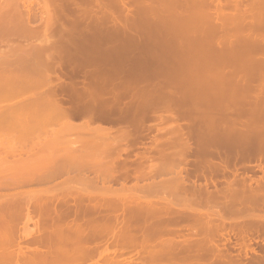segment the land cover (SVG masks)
Instances as JSON below:
<instances>
[{
    "label": "rangeland",
    "instance_id": "1",
    "mask_svg": "<svg viewBox=\"0 0 264 264\" xmlns=\"http://www.w3.org/2000/svg\"><path fill=\"white\" fill-rule=\"evenodd\" d=\"M75 1H78V0H75ZM81 1V0H80ZM80 1H78V3H82V2H80ZM88 1H90V0H88ZM98 1H99V3H98ZM102 0H95V2H94V0H92V2L90 1V3L88 2L87 3V1H86V3H82L84 6H85V4L86 5H88L89 4V6H90V4L92 3V5L91 6H93L94 4H95V6H93L95 9H98L99 10V8H100V6L98 5L97 6V4H100V2H101ZM103 1H106L105 3L106 4H104L103 2V5L106 7V8H108L107 9V11H106V8H100V11L101 12H103L104 11V17L101 15V14H103V13H99L98 12V10H97V12H96V10L93 8V7H89V6H87V7H89V9L92 11L93 9L95 10H93L94 11V13H96L97 15L99 14V16H97L96 17V14H94L93 15V12L91 13L92 15H88V16H83V20L82 21H80V19H82L81 17H80V19L79 20H77L76 22H74V24H73V22L71 23V22H69V21H67V20H65V21H61V22H67V23H59V26H61V27H64V28H62V29H64V31L62 30L61 32H56L55 34H54V32H52V34H50V36H49V38H48V41L50 40L51 42L50 43H55V45H57V47H59V52H62V54H64L63 56L65 57H63V56H60V55H58V56H60L59 58H58V61L60 62V61H63L66 65H64V63H63V67H64V69H65V67H67L68 68V70L66 69V71H68L69 72V70L70 69H72L73 68V66L75 65V67H78V68H80V66H81V68H82V72H83V74H86L85 72L87 71V69H91V68H93L92 66L94 65L95 67H107V66H114V65H117L118 66V68H120V66L122 65V69H120V70H118V72H120L121 71V73L120 74H122V73H124L125 74V71L126 70H128L129 68H127L126 69V66L128 67V66H130L131 64H132V66H130V67H132V69H134V70H132L131 71V69L129 70L130 72H128L127 71V73L126 74H128V75H124V74H122L123 76H128V77H130V78H134V79H136L137 81H139V82H136L137 83V86L140 84V83H145V84H153V82H154V84L155 83H164V84H166V85H168V83L170 84L169 85V88H167L168 90H170V88H171V91H172V89H173V87L175 88V89H177V88H179V87H182V89L184 88L185 89V91L184 90H182L181 88H179V90L177 89L175 92L177 93V91H178V97L179 98H176L175 97V99H180V100H182V101H180V100H178V101H180V102H182L181 104H180V102L179 103H177L176 104V106H177V108L179 107V105H180V107L182 108V107H184V108H182V110L184 109V110H187V109H185L188 105L187 104H191V103H193L192 101H194V100H196V99H198V102L196 103V104H191V106L189 105L188 107L190 108V107H192L194 110L192 111V108H190L191 109V111L189 110V108H188V110L186 111L187 113H193V115H194V113L196 114L195 116H202L203 115V112L204 111H209V112H207V113H205V114H208V113H210V110H208V109H211L213 106H212V104H214V103H216V100H218L219 98H221L222 100L224 99H226V98H228V97H264V81H258V80H255V81H257V82H253V81H251L252 79H251V72L253 71L252 69V67H248L247 66V64L249 63V62H247V64H246V67H248V69L249 68H252L251 69V72H249V70L247 71L248 73H250V75L247 73V72H244L245 71V68H244V71L242 72V69H241V71H239V73L237 72V74H241V75H239V77L243 80V82H242V80L241 79H238L237 77H235V78H237V81H236V83L235 82H232L233 80H231L230 81V79L228 78V77H226V75H227V73L229 72H231L233 69H235L236 68V66H237V63L234 65L233 63H234V61H238L239 59H242L243 60V58L244 57H246L245 56V53H246V55H249L248 53V49L250 48V46L248 45L247 46V48H246V50H245V46L249 43V44H252V42H248L247 43V39L249 38H247L246 40H244V42H243V40H241V36H242V34L243 33H241L240 34V37H239V35L237 34V30H236V27L238 28V29H240V26H238L237 24H232L231 22V24H226V25H231L232 27H233V25H237L236 27L234 26L233 28H234V34L235 35H237V36H235V35H233V34H229V33H227L228 35H230V36H233L234 38H228V35H226L227 36V38H228V40H233V41H231V42H233L234 44L236 43V42H238V48H240V49H237V48H235V49H237V50H235L234 49V55H236L237 57L239 56V58H237L236 56V58L235 59H233L232 58V60L231 59H227L228 57H230V56H228L227 55V53H224L225 55V57L224 56H220V51L222 52V54H223V51H227L228 53H229V55L231 54V53H233L232 51H230V50H228V49H231L232 48V46H233V44L231 43V42H229V41H227V43L229 42V43H231L230 44V46L229 47H231V48H229V47H227L226 46V49H225V47L222 49L221 47V49H218V46H219V44L221 45V43H219L218 44V42L220 41V40H218V42L215 40V42H217V44H218V46H214V47H216L215 49H212L213 48V46H211L212 44H213V40H214V38H212V41L211 40H209V41H205V36L203 35V33L204 32H202V34L201 33H199L200 32V28H197V29H194V28H196L195 26V23L197 24V22H199V21H197L196 20V22L194 23V25H192L191 26V24H189L188 22H186L185 20L189 17L188 16V14H190V16L191 15H193L194 13H195V11L197 10V9H199L198 7H200V6H202L201 8H206V6L207 5H205L204 7H203V4L201 3L202 2V0H196L197 1V3L199 4L200 3V5H198V7H197V3H196V5H195V8H196V10L194 9V7L192 6L193 5V2L192 1H194V0H192L190 3H188L189 2V0H187V4H184L186 1L185 0H183V1H181L182 3L180 4L179 2V0H169V1H167V0H165V1H163V0H148V1H146V2H148V3H146L145 5H147L149 8H147V6H145L144 7V3H145V1H143V0H123V3H122V1L121 0H103ZM119 1H121V3L123 4H121ZM173 1V2H172ZM185 1V2H184ZM195 1V2H196ZM203 1H205V0H203ZM251 1V0H244L243 2H247V3H249V2ZM253 1V0H252ZM251 1V2H252ZM26 3L28 2L27 0L25 1ZM36 2V0H30L29 1V3L31 4V6L32 5H34L35 6V4H33V3H35ZM59 2H61V0L59 1V0H57V3H59ZM63 2H66L65 0L63 1ZM84 2H85V0H84ZM97 2V3H96ZM115 3V5H114V3ZM144 2V3H143ZM149 2H151L150 4H151V6L149 5ZM171 2H172V4H171ZM207 2H208V0H207ZM250 2V3H251ZM173 3H177V6L179 5V7H176V4H174L175 5V7H174V5H173ZM204 3V2H203ZM206 3V2H205ZM244 3V4H245ZM246 3V4H247ZM61 4V3H60ZM65 4V3H64ZM121 4V5H120ZM163 4V5H162ZM210 4H211V2H210ZM210 4H208L209 5V7H211L210 6ZM67 5V4H66ZM169 5V6H168ZM171 5V6H170ZM172 5H173V7H172ZM183 5V6H182ZM187 5H189V6H187ZM243 6V5H242ZM62 7H64V6H62ZM86 7V6H85ZM97 7V8H96ZM101 7H103L102 6V4H101ZM185 7H187V8H185ZM193 7V8H192ZM172 8V9H171ZM175 8L177 9V10H175ZM190 8V9H189ZM57 9H58V7H57ZM62 8L60 7V11H62L61 10ZM63 9H65V8H63ZM104 9V10H103ZM186 9H188L187 11H186ZM194 9V10H193ZM206 9H209L208 7L206 8ZM111 12H110V11ZM175 10V11H174ZM179 10H182V11H180V13H179ZM190 10H193L194 12H192V11H190ZM200 10V9H199ZM199 10H197V11H199ZM202 10V9H201ZM200 10V11H201ZM205 10V9H204ZM59 10H56V12H58ZM106 11V12H105ZM186 11V12H185ZM199 11V12H200ZM207 11V10H206ZM39 12V8H37V13ZM64 12V11H63ZM66 13H67V9H66V11H65ZM109 12V13H108ZM125 12V13H124ZM182 12H184V13H182ZM202 12V11H201ZM205 12V11H204ZM208 12V11H207ZM59 13V12H58ZM61 13V12H60ZM74 13V12H73ZM72 12L70 13V15L69 16H73V15H71V14H73ZM107 13V14H106ZM193 13V14H192ZM196 13H198V12H196ZM203 13V12H202ZM76 14V13H75ZM74 14V15H75ZM127 14V15H126ZM177 14V15H176ZM180 14V15H179ZM182 14V15H181ZM187 14V15H186ZM204 14H206V13H204ZM106 15L109 17V21H108V17L106 18ZM184 15V16H183ZM32 16V20H34L35 18L34 17H36L34 14H32L31 15ZM34 16V17H33ZM75 16H77V15H75ZM91 16V17H90ZM101 16H102V21L100 20V21H98V23H96L97 21H95V18H94V20L93 21H91V22H87V21H90L91 20V18L93 19V17H96L97 19H101ZM176 16V17H175ZM180 16H181V19L182 18H184V19H182V21L184 20V22H182V24L183 23H188V25L187 24H183V26L182 25H180L181 24V19H180ZM183 16V17H182ZM187 18H186V17ZM87 17H89V20H86V18ZM64 18V17H63ZM113 18V19H112ZM177 18H179V19H177ZM66 19V18H65ZM96 19V20H97ZM104 19H106L107 21H105ZM35 20H37V21H39V19L38 18H36ZM110 20H112L111 22H110ZM177 20L178 21H180V23L179 22H177ZM37 21H33L34 23H36ZM115 21H116V23L117 24H115ZM264 21V20H263ZM263 21L260 23V24H262L263 23ZM85 22V23H84ZM95 22V23H94ZM247 22V21H246ZM38 23V22H37ZM68 23H69V25H68ZM71 23V24H70ZM191 23V22H190ZM41 22H40V24L38 23V26H41ZM74 26H73V25ZM77 24V26H75ZM193 24V23H192ZM202 24V23H201ZM200 24V25H201ZM258 23H256L255 25H253V26H251L250 28H252V29H255V28H258V29H260L259 28V25H257ZM263 25H264V23H263ZM73 26V27H72ZM197 26H199L198 24H197ZM203 26H204V24H203ZM227 26V27H228ZM230 26V27H231ZM255 26H257V27H255ZM230 27H228L229 29H231ZM261 27H262V25H261ZM264 27V26H263ZM203 28V31H204V29H205V33H206V31H207V27L206 28H204V27H202ZM227 28V29H228ZM232 28V29H233ZM226 29V30H227ZM231 29V30H232ZM262 29V28H261ZM196 30H199V31H197L196 32ZM231 30H230V33H231ZM241 30V29H240ZM263 30V29H262ZM177 31H178V34H177ZM195 31V32H194ZM229 31V30H228ZM64 32V33H63ZM176 32V33H175ZM233 32V31H232ZM243 32V31H242ZM57 33H59V34H57ZM62 33V34H61ZM180 33H182V35L180 34ZM196 33V34H195ZM238 33H239V30H238ZM170 34V35H169ZM179 34L181 35V36H179ZM207 34V33H206ZM168 35V36H167ZM191 35V36H190ZM195 35V36H194ZM208 35V34H207ZM249 34H247L246 36H248ZM171 36H173L172 37V39H171ZM182 36H184V37H182ZM198 38H197V37ZM245 36V37H246ZM18 37V34L16 35L14 32L13 33H8L7 34V36L5 35V36H0V50L1 51H6L7 53H8V51L10 50V46H11V44H15V42H18L19 41V37ZM181 37V38H180ZM188 37V38H187ZM194 37L196 38V42L197 43H199L200 45L202 44V42L200 41L201 39H202V41H204V43L203 44H205V45H207V46H205V45H203L204 46V48H201V47H203L202 45L200 46L199 45V47H198V45H196L197 43H195V39H194ZM245 37L243 38V39H245ZM175 38H178V39H180V42H178V39H176L175 40ZM190 38H192L193 40H189ZM199 38H200V40H199ZM205 38V39H204ZM237 38V39H236ZM251 38V37H250ZM208 39V38H207ZM224 40H225V38H223ZM222 39V40H223ZM240 39V40H239ZM34 40V38L32 39V42H34L35 43V41H37L36 39H35V41H33ZM227 40V39H226ZM225 40V41H226ZM234 40H236V42L234 41ZM178 42V44H177V42ZM194 42V44H192V42ZM198 41H200V42H198ZM246 41V42H245ZM250 41H252L251 39H250ZM176 42V43H175ZM191 42V43H190ZM209 42H210V44L211 45H209ZM179 43H180V45H179ZM226 43V42H225ZM229 43H228V45H229ZM245 43H246V45H245ZM174 44H176L177 46H175ZM190 44H191V46H190ZM222 44H223V42H222ZM178 45H179V47H181L180 49H179V47H178ZM192 45L194 46V47H192ZM209 45V46H208ZM214 45H215V43H214ZM225 45H227V44H225ZM224 45V46H225ZM245 45V46H244ZM254 45V43L252 44V46ZM255 45H256V43H255ZM222 46V45H221ZM236 46H234V47H236ZM12 47H13V45H12ZM11 47V48H12ZM174 47H175V49H174ZM196 47V48H195ZM257 49H255V50H258L259 48H258V46H255ZM255 47H251V49H254ZM16 48V47H15ZM142 48V49H141ZM210 48H211V52H210ZM140 49H141V51H140ZM13 50H14V47H13ZM12 49H11V52L10 53H8L9 54V57L10 56H14V54L13 53H15V52H17V51H19V49H17V51H13ZM62 50V51H61ZM233 50V49H232ZM246 51L245 53H244V56H243V51ZM248 50V51H247ZM254 50V51H255ZM68 51V52H67ZM218 52V54L217 53H214V52ZM235 51H236V53H235ZM251 51V50H250ZM253 51V50H252ZM252 51L250 52L252 55H253V53H252ZM259 51L261 52V54L263 53V55L262 56H264V48H263V50H260L259 49ZM13 52V53H12ZM213 52V53H212ZM260 52H259V54H260ZM11 53L13 54V55H11ZM68 53V54H67ZM87 53L89 54V55H87ZM137 53V54H136ZM140 53V54H139ZM210 53H211V55H210ZM70 54V55H69ZM84 54H86V55H84ZM125 54V55H124ZM135 54L137 55V56H135ZM141 54H142V56H144V59H143V57L141 56ZM212 54L213 55H215V54H217V56L214 58V56L213 57H211L212 56ZM260 54V55H261ZM67 55H68V58H69V62H68V58H67ZM73 55V56H72ZM120 55V56H119ZM128 55V56H127ZM129 55H130V57H129ZM132 55V56H131ZM134 55V56H133ZM219 55V56H218ZM228 57H227V56ZM233 55V54H232ZM243 57H242V56ZM252 55H250V56H252ZM92 56H94L93 58H92ZM126 56L128 57V59L126 58ZM139 56V57H138ZM141 56V57H140ZM250 56H247L248 58L250 57ZM256 56H257V53H256ZM12 57H10L11 59H12ZM83 57V58H82ZM89 57H90V59H89ZM123 57H124V59L125 60H123ZM134 57V58H133ZM135 57H136V59H135ZM217 57H219L218 59H217ZM222 57H224V58H226V59H224V58H222ZM232 57H234V56H232ZM241 57V58H240ZM26 58V57H25ZM62 58V59H61ZM80 58V59H79ZM83 60H82V59ZM87 58V59H86ZM119 58V59H118ZM121 58V59H120ZM231 58V57H230ZM253 58V57H252ZM11 59H9V61H12V62H6V63H8L10 66H14L15 65V63L16 64H18L17 66H20L22 63H24L23 65H27L26 67H35L34 65L38 62L39 63V60L37 59V58H33V57H31V59H30V57H29V59L31 60H24V62H22L21 64L20 63H18V62H21V61H23V59L20 61V60H18L17 58H15V60H16V62L14 61V58L11 60ZM34 59L37 61V62H35L34 61ZM60 59V60H59ZM66 61H65V60ZM84 59H86L85 60V62L88 60V62H84ZM96 59H97V61H96ZM104 59V60H103ZM118 59V60H117ZM140 59L142 60L141 62H140ZM215 59V60H214ZM219 59H223L225 62H227V60H230V62L228 61V63H230V65L232 64L233 65V67H232V65L230 66H228L227 65V63H225L224 65H223V67L221 66V64H220V68L222 67V69H220L219 68V63H223V61L222 60H219ZM238 59V60H237ZM79 60H80V62H79ZM95 60V61H94ZM100 62H102V63H99V61ZM106 60V61H105ZM122 62H121V61ZM133 62H132V61ZM136 60H137V63H135L136 62ZM153 60V61H152ZM247 60V59H246ZM252 60V59H251ZM251 60H249L250 62H251ZM35 62L34 64H32V66H31V64H30V62ZM82 61V62H81ZM94 61V62H93ZM108 61V62H107ZM110 61V62H109ZM112 61V62H111ZM124 61H126L127 63H129V64H127L126 62H124ZM29 62V63H28ZM67 62V63H66ZM84 62V63H83ZM105 62V63H104ZM124 62V63H123ZM142 62H144V63H142ZM153 62V63H152ZM214 62V63H213ZM28 63V64H27ZM77 63V64H76ZM79 63H81L80 64V66H79ZM100 64V65H98V64ZM110 63H113V64H110ZM118 63H119V65H118ZM131 63V64H130ZM149 63V65H147V64ZM209 63V64H208ZM238 63H242V62H238ZM72 66H71V65ZM84 64V65H83ZM93 64V65H92ZM150 64H152L151 66H150ZM217 65V67L220 69V74L221 73H223V71H227L225 74V76H219V75H217L218 74V70H216L215 71V66ZM22 65V66H23ZM39 65H41V61H40V64ZM39 65H37V66H39ZM77 65V66H76ZM101 65H104V66H101ZM107 65V66H106ZM126 65V66H125ZM135 65V66H134ZM144 65H145V68H144ZM153 65H155V66H153ZM156 65H159L160 67H156ZM209 65V66H208ZM213 65H215L214 66V70H213ZM5 66H6V64H5ZM8 66V65H7ZM9 66V67H10ZM21 66V67H22ZM72 67V68H70L69 69V67ZM84 66L86 67V68H84ZM40 67V66H39ZM74 67V68H75ZM88 67V68H87ZM91 67V68H90ZM134 67V68H133ZM136 67H139V68H137V69H140V70H137L136 69V71H135V68ZM141 67V68H140ZM153 67H155V68H157V69H153V71L151 70ZM209 67H212L211 69H209ZM231 67V68H230ZM23 68V67H22ZM24 68H25V66H24ZM123 68H124V70H123ZM144 69L143 71L145 72H143L141 69ZM150 68V69H149ZM161 68V70L160 71H157V70H159ZM223 68H227V69H224L223 70ZM76 69V68H75ZM74 69V70H75ZM85 69H86V71H85ZM147 69H148V74H147ZM230 69V70H229ZM232 69V70H231ZM25 70V69H24ZM23 70V71H24ZM79 70H81V69H79ZM79 70L77 69V72H75V73H78L79 72ZM146 70V71H145ZM155 70V71H154ZM236 70H238V68L236 69ZM240 70V69H239ZM122 71H124V72H122ZM140 73H139V72ZM152 71V72H151ZM213 71V72H212ZM214 71H215V73H217V74H214ZM218 71V72H217ZM117 72V73H118ZM142 72L144 73V74H142ZM151 72V73H150ZM159 72V73H158ZM247 73V74H245L246 76H244V74H242V73ZM263 72V71H262ZM261 72V73H262ZM25 73H29V72H23V74H21V77H22V75H24L25 76ZM65 72H63L62 74H64ZM129 73H132L133 75L134 74H136V73H138V76H137V74L135 75V76H137V77H135V76H133L132 74H130L129 75ZM69 74V73H68ZM82 73H81V75L79 74V76L80 77H77L76 76V74H74L75 76H76V78H78L77 80L80 82V78L81 77H83V80H86L87 78H86V75H83ZM119 74V73H118ZM118 74H116V78L117 77H120ZM156 74V75H155ZM236 74V75H237ZM66 74H64V76H65ZM83 75V76H82ZM132 75V76H131ZM154 75V76H153ZM235 75V76H236ZM247 75H248V77H249V80H248V78H247ZM260 75V74H259ZM261 75H263V77L262 78H264V73L263 74H261ZM23 76V77H24ZM64 76H63V79H64V81H67V80H69V79H67V76H65L66 78H64ZM142 77L141 79L143 80V78H144V80H146V81H142L141 79H139L138 77ZM146 76H147V78H146ZM151 76V77H150ZM229 76H230V74H229ZM238 76V75H237ZM243 76H244V78H245V80L243 79ZM22 77V78H23ZM90 77V76H89ZM122 77V76H121ZM231 77V76H230ZM255 77V76H254ZM257 77V76H256ZM86 78V79H85ZM232 78V77H231ZM260 78H261V76H260ZM261 78V79H262ZM16 79V78H15ZM65 79H67V80H65ZM80 79V80H79ZM147 79H148V81H147ZM251 79V80H250ZM254 79H257V78H254ZM253 79V80H254ZM18 80V83L20 84V85H16V83H14V87H16V89L19 91H17V90H15V88L11 85V80H9V83L6 81L5 82V85H6V83H8L7 85L8 86H12L11 88H9L7 85L5 86L6 87V89L4 90L3 88H2V90H4L3 92H2V90H0V92H1V94H0V116H3L4 118H10L11 117V115H13V114H15V112H16V114L17 113H19V114H21L22 112L24 113L25 111L24 110H26V109H22V110H17V111H14V112H8V113H4L3 111H2V107H4V106H7V107H10L11 105H12V103H17V104H21L22 102H25V101H28L29 103H30V101H32L33 102V100H36L35 101V103L32 105H30L29 107H27V111H31V109L33 108L32 106H34V105H36V106H39V104H41V102L37 105V103L36 102H38L39 100H41V101H43V99H44V102H46V101H49V104H50V106L49 105H47V103H44V104H46V105H44V104H42L43 105V108H47V110H45V112L46 111H48V113H47V118H50L51 116H54L55 117V113H53L52 114V112H50V111H52V110H54L55 109V111H56V108L55 107H53V109L51 108L52 106H51V104L52 103H55V101H56V105H54V106H57V103H59V104H61V102H59V100L61 99V100H63L62 102L64 103L62 106H61V108L63 107V106H66L64 109H66L67 108V106H68V110H69V115H70V117H67V116H69L68 114H66L67 112H68V110L66 109V111H64V110H62L61 108L59 109V104H58V106H57V108H58V110H62L64 113H65V116L63 115V114H60L59 113V111L57 112V115H61V117H59L58 116V120H57V116H56V120L55 121H53L52 122V118L54 119V117H51L50 118V120L49 121H51V124H50V122L48 121V122H44L42 125H44L45 124V126H43V130L44 129H46L45 130V133H44V131H43V133L44 134H48L47 136H49V137H52L56 132L55 131H57V134H59L58 133V131L59 132H62L61 134H65L66 133V135H60L59 137H57V138H59L61 141H62V147H60L62 150L61 151H63L62 153L63 154H65V153H67V152H65L66 151V149L67 148H71V149H73L75 152L77 151V150H75L76 148H78L79 149V147H80V150H81V147L83 148V146H86L87 147V149L88 148H91V145H94L95 147H96V145L98 144V143H94L93 144V142H91L92 144H90V142H89V139L92 137V135H90V130H91V128L93 129V131L95 130L94 128H97V124H98V127L99 126H105V128H107L108 129V127L110 128V129H108L109 131H110V133L111 134H113L114 135V133H116V132H118V128L120 129V127L121 126H126L127 127V125L126 124H129V123H127V122H125V121H119L118 120V122H117V120L115 121H108V120H102L101 118H100V113L97 115V117L99 116V118H97V119H94L93 120V122L92 121H90L91 123H92V125L90 126V125H88V127H85V121H86V119L87 118H85V115H87V114H85L83 111H82V109L84 108L85 109V107H83V104L84 103H86V105H91L92 103H93V101H95L94 103L97 105V108L99 109V107L100 106H102V105H107L108 104V102H106V101H104V99H106V98H110V97H85V96H83V97H81V98H74V97H72V98H70V97H67V96H69V95H67V96H65L63 93H65V92H63V93H59L60 95H61V97H58V98H56L55 99V97H52L53 98V100H50V99H52V98H49V97H47V98H49V100H47V98L45 97V98H43V97H39L40 99L39 100H37L38 99V97L36 98L35 96H31V95H34L32 92H34L35 90H34V88L36 87L37 88V84L35 85L34 84V86H32V84L35 82H32L31 80V85H30V87L32 86L33 87V89H32V87L29 89L30 90V92H29V90H26L25 89V87H27L26 85H28V83L27 82H29V81H27V80H29V78L26 80L27 82L25 83L24 82V84H25V87H23L24 85L21 83V81L23 82V80L25 81V79H17ZM20 80V81H19ZM141 81V82H140ZM240 81V82H239ZM0 82H2V83H0V88L1 87H3L2 85L4 84L3 83V80H0ZM12 82H13V80H12ZM16 82V81H15ZM83 82H85V81H83ZM148 82V83H147ZM82 83V80H81V82H80V84ZM171 83H173V84H171ZM237 83H240L239 85L237 84ZM2 84V85H1ZM23 86H22V85ZM142 84H140V85H142ZM175 84V85H174ZM176 85H179L178 87L176 86ZM38 86H40L39 84H38ZM8 87V88H7ZM43 88V86H40V88ZM168 87V86H167ZM25 89V90H22V89ZM27 88H29V85H28V87ZM8 89H11L10 90V92H9V90ZM12 89H14L15 90V93H14V90H12ZM166 89V90H167ZM6 90H8V91H6ZM37 91H35L34 93H38V91L40 90V89H36ZM180 90H181V92H182V94H181V92H180ZM187 90V91H186ZM197 92H196V91ZM194 91H195V94H196V96H195V94H194ZM180 92V93H179ZM30 93H31V95H30ZM67 93V92H66ZM192 94V95H189V94ZM179 94H180V96H179ZM194 94V95H193ZM27 95H28V97H27ZM62 95H63V97H62ZM181 95L183 96V97H181ZM185 95V96H184ZM186 95H188L187 97H186ZM37 96V95H36ZM65 96V97H64ZM198 96V97H197ZM209 97H211L210 99H209ZM214 97H216V100H215V98ZM219 97V98H218ZM226 97V98H225ZM104 98V99H103ZM111 98H113L112 100H111ZM110 99H107V101H109V103L111 102V103H115L114 102V98L115 97H111ZM118 98H120V97H118ZM118 98H115V101H117L118 100V102H119V104H121V103H123L124 101V103H127V104H129L128 103V100H129V102H131V98H132V101H140L141 102V100L142 101H146L147 103L149 102V103H153V102H159V100H161L162 99V97H134V99H133V97H122L121 99L122 100H119ZM141 98V99H140ZM159 98V99H158ZM166 98H168V97H166ZM170 98H174V97H170ZM212 98H214L213 100H211ZM46 99V100H45ZM54 99H55V101H54ZM59 99V100H58ZM72 99H73V101H75L76 99L78 100V99H82V100H80L79 102L76 100V103H78L79 104V106L77 107V105H76V103H75V105L73 106V108H75V109H77L76 111H75V109H73L72 107H70L69 106V103L71 104L72 103V105L74 104V102L72 101ZM75 99V100H74ZM102 99V100H101ZM117 99V100H116ZM143 99H145V100H143ZM153 99V100H152ZM163 99H165V97L163 98ZM191 100V102H189L190 100ZM194 99V100H193ZM209 99V100H208ZM60 100V101H61ZM84 100H89L88 102H85ZM98 102H97V101ZM111 100V101H110ZM148 100V101H147ZM150 100H152V101H150ZM171 100V99H170ZM185 100H186V102H185ZM211 101V103L210 104H208L209 102ZM220 100V99H219ZM223 100V101H224ZM51 101V102H50ZM52 101H54V102H52ZM58 101V102H57ZM70 101V102H69ZM82 101H84V103L82 102ZM90 101L92 102L91 104H90ZM123 101V102H122ZM127 101V102H126ZM172 101V100H171ZM213 101H215V102H213ZM226 101V100H225ZM105 102V103H104ZM143 102V103H144ZM187 102H189V103H187ZM206 102H208V103H206ZM94 103H93V105H94ZM100 104V106L98 105V104ZM107 103V104H106ZM110 103V104H111ZM147 103H144V104H147ZM195 103V102H194ZM110 104H108V105H110ZM187 106H186V105ZM80 105H82L81 107H83L82 109H80ZM93 105H91L90 107H92ZM107 105V106H108ZM122 105V104H121ZM124 105V104H123ZM122 105V106H123ZM182 105V106H181ZM194 105V106H193ZM35 106V107H36ZM157 106V105H156ZM155 106V107H156ZM159 106V105H158ZM157 106V107H158ZM195 106L197 107V108H195ZM211 107V108H207V107ZM42 107V106H41ZM95 107V106H94ZM179 107V108H180ZM70 108H72L75 112H76V114L75 113H71L70 111H72V109H70ZM97 108H94V109H97ZM161 105L159 106V108H158V110L156 111L157 113H155V114H157V116L159 115V114H161V115H163V113H165L166 111H162L161 109ZM204 108H207V110L206 109H204ZM92 109V108H91ZM97 109V110H98ZM101 109V108H100ZM99 109V110H100ZM155 109V108H154ZM160 109V110H159ZM197 109H198V112H199V110H200V112H202V109L204 110L203 112H202V114L201 113H199V114H197ZM212 109H214V107L212 108ZM89 110V109H88ZM156 110V109H155ZM179 110H181V109H179ZM12 111V110H11ZM44 111V110H43ZM80 111V112H79ZM154 111V110H153ZM195 111V112H194ZM211 111H213V110H211ZM155 112V111H154ZM185 112V111H184ZM13 113V114H12ZM45 113V114H46ZM62 113V112H61ZM78 113V114H77ZM81 113V114H80ZM167 113V112H166ZM165 113V114H166ZM73 114V115H72ZM164 114V115H165ZM18 115V114H17ZM62 115H63V118H62ZM67 115V116H66ZM72 115V116H71ZM151 115V114H150ZM153 115H154V113H153ZM29 116L30 117H26V118H31V120H32V118L34 119V116H36L35 114L33 115V117H32V113H31V115L29 114ZM89 116V115H88ZM115 116H117V114L115 113ZM16 117V116H15ZM23 117V116H22ZM148 117V118H147ZM146 117V119L144 120V122H143V127H142V129H140V130H137V133H138V138H137V141L134 143V142H132L131 143V145L130 144H128L129 145V147L127 148V150L128 151H123V152H121L122 154H121V156L122 157H120L119 159L120 160H123V159H126V161L129 163V167H128V164H127V167L128 168H126L125 170H127V171H125V170H121L120 172H118L117 174H113L114 176H104V175H102L101 174V172L100 171H98V170H96V172H95V169H92V168H90L91 170H86L85 169V173H84V170L82 169V171L80 170H78L77 168H75V166L73 167V166H71V168H69V170H68V168L67 169H64L63 171H61L60 173H57V174H55V175H52V176H49V175H47V176H42V178L41 177H39V179L38 178H27L28 180H26L25 182H23V184L21 183V184H12V183H14V182H11V180H13V179H10V178H6L5 177V180H10V183L8 184V186L10 187V188H7V185H5V187H0V213H2V214H0V215H2V216H0L1 218H3V219H6V220H8V223H10V224H12V225H10V226H12V228H9L10 230L9 231H12V233H13V240L12 241H9V242H7L8 244H10V245H12L13 247H12V249H16L15 251H19V249L18 248H16V246L19 244V246H21V245H23V249L25 248V243L24 242H26L27 243V241H31L30 242V244H29V247L30 248H28V250H26V252L27 251H29V252H31V249H35V247L38 249V247H39V250H41V252H44L43 253V255L45 254V255H47V256H43V258L44 257H46L45 259H71V260H74V263H73V261L71 262L70 260H69V263H73V264H76L77 262H78V260L77 259H148V257H146L147 256V254H148V256L151 254V252H153L154 251V253L153 254H151V259H156L157 258V254H155L156 252L158 253L159 252V256H158V258L159 259H169V257L170 258H173V259H175L176 258V260H181V259H185V255H183V258H182V255L181 254H184L180 249H179V247L181 248V247H183V248H181V249H184V251L185 252H187V254H189L188 252L190 251H186V249L187 248H184V245L183 246H181L182 244V238H183V235L184 234H189L190 232H196L194 229V227H197V226H195V225H191V224H186L185 222V224H183V222H182V225L180 224V225H178V224H176V225H173V224H168L167 226L165 225H163V227H162V225H159V223H157L158 222V218H160V214H161V212L160 211H158V210H155V206L157 205V206H159V207H157L159 210H161L162 211V216H163V212H164V209L166 210V209H169L168 211H170V213L172 214V215H174L173 213H175V215H177L178 214V212L176 211V210H179V213L181 214V213H186V209H188L187 211H190V209L192 210L193 208H194V210H192V211H194V212H196L197 210L195 209V208H197V209H199V212H201V211H203L204 213H207V211H210V210H213V209H216L217 211H218V209H219V211H221V213H223V214H225L227 211L229 212V213H232V210H231V206L229 207V210L227 209V211H226V209H225V207H227L228 206V204H230V201L228 202L227 201V199L229 198L228 196V198L227 197H224V196H219L218 194H216V196L218 195L219 197V199L217 198V197H215V195H211V193H209V194H207V195H205L204 197H205V200L204 199H202L203 198V196L201 195V194H204V193H200V195L202 196V197H200V195H198L199 193H196V191H197V189H199L200 191L202 190V189H204V188H207L206 189V191L207 190H217L218 188H222V186H224V184L226 183L225 181L229 178H227V177H221V175L219 174V175H215V174H212V173H210V172H207L208 170H206V172H204V173H199V172H194L193 170H189V169H192V167H190V166H192L191 165V163H193L192 161H193V159H194V157L196 156V153H194V151H190V152H188L187 153V156H186V158H185V160H184V165H183V162H182V165L181 166H184V167H182V171L184 172H182L183 173V178H180V179H175L176 177H173V175H175V172H176V167H175V169H174V171L172 170V169H170V170H172V171H170V172H168V170H167V172H165L164 170V172H149L147 175L145 174H142V175H138L137 173H136V175H134V170H133V167L135 166V162H137L136 160H138L140 157H141V155H142V157H144V156H146V158L147 157H149V160L147 159V161H145L146 160V158L144 159V163L146 164V165H148V164H150V163H152L153 161H156V163H154L153 162V164H159V158L158 157H156V156H158L159 154V152L157 153L158 155H156V150H155V152H154V149H151L150 150V152H149V148H152L151 146H150V143L152 144V140L151 139H154L155 140V137L156 138H163V137H165V138H167V136H170L169 134L170 133H173L172 131H171V128L168 126L169 124H174L176 121H174V122H170L169 120V122L170 123H165V121H162V122H159V121H161V120H159L160 119V117L158 118V120H156V117H155V115L154 116H150L149 117V115ZM65 118V119H64ZM70 118V119H69ZM69 119V120H68ZM30 120V119H29ZM65 121V120H67L66 121V123H68V122H70V123H73V127L72 126H70L71 127V129H70V127H68L67 126V124H65L64 122H62V121ZM96 120V121H95ZM61 123L62 122V126L60 125H58V128H57V123H59V122ZM167 121V122H168ZM178 121H180V120H178ZM30 122H32L33 124H34V122H35V120L33 121H30ZM84 122V123H83ZM124 122V123H123ZM28 123H29V121H28ZM32 123H29L30 125H27V127L26 128H30V127H32L33 126V124ZM49 125H47V124ZM159 123V124H158ZM53 124H55L54 126H53ZM63 124H65L64 126H66V127H64L63 128ZM69 124V123H68ZM88 124V123H87ZM158 124V125H157ZM224 124H225V126H226V122L225 123H223V125L222 126H224ZM35 125V124H34ZM52 125V126H51ZM76 125V126H75ZM163 125V126H162ZM51 126V128H49ZM83 126V127H82ZM95 126V127H94ZM101 126V127H102ZM120 126V127H119ZM219 126H221V123L219 124ZM24 127V128H25ZM48 129H47V128ZM53 127H55V129L53 128ZM68 127V128H67ZM80 127V128H79ZM91 127V128H90ZM145 127V128H144ZM162 127V128H161ZM165 127V128H164ZM23 128V129H24ZM65 131V133H64V131L62 130V129ZM75 128V129H74ZM78 128L79 129H81L82 131H84L85 129L87 130V132L89 131V134L85 131V135L86 136H89L88 138L84 135V137H83V139L86 137L87 139H85V140H87L88 142H86L85 140H83L82 138H81V135H79V133H82V135H83V132L82 131H77V133H76V131H75V133L77 134V135H75L74 134V130H78ZM83 128V129H82ZM122 128H124V127H122ZM67 129V130H66ZM74 129V130H73ZM47 130L49 131V133L47 132ZM55 130V131H54ZM17 131V130H16ZM19 131V130H18ZM27 132H26V135L25 136H23L22 138H25L24 140L26 141V143L24 142V141H22V138L21 139H15V136L16 137H18L17 135H13V133H11L12 135H10V136H13L14 137V142H13V144L15 143L16 145H12V141H11V145L10 144H8V142L6 143V142H4V143H6L8 146H11L10 148L12 149V148H14L13 149V151L12 150H7V149H5L4 148V143H3V145L1 146V147H3V148H0V165H4V163H5V165H6V163L9 161V162H15V163H17V164H19V162L21 163L22 161H23V158L27 161H23L22 163H25L26 162V164L29 166V163H30V165H32L31 163H32V161H31V158H29V157H32V156H34L33 154H34V152H35V147H34V145H33V143H31V142H33V141H30L31 139L33 140V138H34V134H32L31 133V131H32V129H29V130H26ZM52 131V133H53V131L55 132L53 135L50 133ZM72 131V132H71ZM92 131V132H93ZM131 131H132V126H131ZM182 132V133H189V131H194V130H188V129H182V130H178V132ZM92 132H91V134H92ZM133 132V131H132ZM136 132V131H135ZM19 132H16V134H18ZM33 136H29L30 134ZM87 133V134H86ZM134 133V132H133ZM136 133V134H137ZM69 134V135H68ZM71 134V135H70ZM74 134V135H73ZM94 134V133H93ZM1 135V134H0ZM6 135V134H5ZM4 135V133L1 135V137L3 136H5ZM51 135V136H50ZM69 137H68V136ZM9 136V134H8V137H7V135L5 136L6 137V139H3V141H7V139L10 137ZM63 136H66V137H64L65 139H67V138H69V139H67V140H69V142L66 140V141H63L62 140V138H63ZM91 136V137H90ZM159 136V137H158ZM2 137V138H3ZM4 137V138H5ZM36 137V136H35ZM62 137V138H61ZM10 138H12V137H10ZM28 138H30L29 139V141H30V145L31 146H29V144H27V141H28ZM81 138V139H80ZM95 138V139H94ZM92 140H95L96 141V138L97 139H99L98 138V136H95ZM13 139V138H12ZM11 139V140H12ZM35 139V138H34ZM58 139V140H59ZM64 139V140H65ZM164 139V138H163ZM196 139V137H192V138H190V140L191 141H193V140H195ZM0 140H2L1 138H0ZM21 140V141H20ZM28 141V142H29ZM60 141V142H61ZM82 141H84V143L82 142ZM98 141H100V140H98ZM152 141V142H151ZM1 142V141H0ZM22 142H24L25 144H27L28 146H26V147H24L25 146V144L23 145V143L21 144ZM63 142H65L64 144H63ZM10 143V142H9ZM19 143L21 144V145H19ZM80 143H82L81 145H80ZM86 143V144H85ZM112 142H110L109 144L110 145H113V143L111 144ZM130 143V142H129ZM66 144V145H65ZM85 144V145H84ZM99 144H100V142H99ZM109 144L107 145V146H105L104 145V147H106V148H108V146H109ZM136 144V145H135ZM23 145V146H22ZM68 145H69V147H68ZM83 145V146H82ZM134 145V146H133ZM74 146V148H72ZM89 146V147H88ZM131 146V147H130ZM152 146H153V144H152ZM178 145H175V147H177ZM191 146V150H195V146L196 145H190ZM7 147V146H6ZM67 147V148H66ZM94 147V148H95ZM218 148H222L221 146H217ZM7 148H9V147H7ZM9 148V149H10ZM64 148V149H63ZM66 148V149H65ZM85 148V147H84ZM94 148H93V150H94ZM97 148H99V147H97ZM197 148V147H196ZM68 149V150H69ZM71 149H70V151H71ZM34 150V151H33ZM91 150H92V148H91ZM59 151V152H58ZM79 151V150H78ZM94 151H96V150H94ZM147 151H148V153H147ZM33 152V154L32 155H30L31 153ZM56 152H58L57 153V156H56V154L54 153V152H52V153H54L55 154V156H56V160L55 161H58L59 162V160L61 159L60 157H62V155L60 154L61 152H60V150H57ZM69 152V151H68ZM91 151H88V153L92 156V154L90 153ZM70 154L72 153V152H69ZM94 153H96V152H94ZM97 153H98V150H97ZM105 154H106V156H107V153H106V150H105V152H104ZM112 153L113 152H110L109 153V155H111V157H113V155H112ZM142 153H144L145 155H143ZM58 154H60L59 156H58ZM67 155H69V154H67ZM94 156H95V154H93ZM10 158L9 160H8V158ZM27 156H29L28 158H27ZM125 156H126V158H125ZM5 157V158H4ZM63 157H65V158H63ZM63 160L65 161H63V163H64V165H65V163L66 162H68V161H66V157H68V156H66V155H63ZM70 157H72L71 155L69 156V158ZM93 157V156H92ZM108 157H110V156H108ZM110 157V159H111V162H108L109 164H112L113 163V160H112V158ZM130 159H129V158ZM139 157V158H138ZM216 157V156H215ZM214 157V158H215ZM7 158V159H6ZM60 158V159H59ZM114 158V157H113ZM159 160H158V159ZM196 158V157H195ZM214 158H212V160H214ZM53 159H55V158H53ZM51 160L52 162L54 161V160ZM57 159H59V160H57ZM109 159V160H110ZM128 159V160H127ZM141 159V158H140ZM159 161V162H157V160ZM249 159V158H248ZM248 159L246 160V159H244V158H241V157H238L236 160L233 158L232 160H231V163L229 164V167H227V168H225V170H224V173L226 174V176L227 175H229L233 170H235V168H236V178H241V177H246V176H251V177H254V178H257V177H259V175L261 174V172L259 171V169H258V165L260 164V165H263V167H264V158H262V160L260 159V160H258L257 158H254V157H252V158H250L249 159V161H248ZM4 160V163H1L2 161ZM5 160L7 161V162H5ZM29 160H30V162H29ZM50 160H46V162L48 163V165L50 164H52V162L50 161ZM115 160H117L116 158H115ZM114 160V161H115ZM18 161V162H17ZM132 161H133V163H132ZM140 161V160H139ZM150 161V162H149ZM152 161V162H151ZM8 162V163H9ZM29 162V163H28ZM51 162V163H50ZM57 162V163H58ZM259 162H261V163H259ZM55 162H53V164H54ZM57 163H55L56 165H57ZM61 163V166H62V162H60ZM60 163H58V165L60 166ZM70 163V162H69ZM131 163H132V165H131ZM69 167H70V165L69 164H67ZM66 165V167H68ZM132 167V168H131ZM129 168H131V170L129 169ZM89 169V168H88ZM8 172V171H7ZM78 172V173H77ZM80 172H83L84 174H85V176H84V174H82V173H80ZM95 172V173H94ZM100 172V174H101V176H100V174L98 175V174H96V173H99ZM147 172V171H146ZM80 173V174H79ZM152 173V174H151ZM1 174V173H0ZM77 174H79V175H77ZM81 176V177H80ZM82 176H83V178H85V179H80V182H82V184L79 182V178H82ZM217 176V177H216ZM220 176V177H219ZM87 177H88V180H87ZM89 178H90V180L92 181V182H90V180H89ZM2 179V178H1ZM34 179V180H33ZM182 179V180H181ZM95 182H94V181ZM167 180H169V185H168V183H165V182H167ZM173 180V181H172ZM175 180H176V183H175ZM179 180H181V182L179 181ZM3 181V180H2ZM84 181V182H83ZM86 181V182H85ZM89 181V183H87ZM173 183H175V184H171L170 185V183L171 182ZM177 181H179V184H178V182ZM84 183H87V184H89V185H87V184H85V186H84ZM90 183H92L91 185H90ZM11 184V185H10ZM95 184V185H94ZM144 186V187H141V186ZM152 185V186H151ZM184 186L187 190H184V191H182V187L181 186ZM80 186H82V187H80ZM84 186V187H83ZM88 186V187H87ZM89 186H91L90 188H89ZM96 186V187H95ZM151 186V188H148V187H150ZM165 186H166V188H165ZM92 187H94V188H92ZM175 187L176 188H178V189H175ZM225 187V186H224ZM5 188V189H4ZM87 188V189H86ZM124 189V191H121V189ZM140 188H143L144 190H142V189H140ZM145 188H147V190H149V191H147ZM166 189V190H163V189ZM201 188V189H200ZM1 189H3V190H1ZM80 189V190H79ZM84 189V190H83ZM85 189H86V191H85ZM91 189V190H90ZM128 189V190H127ZM131 189V191H129ZM133 189V190H132ZM171 189V190H170ZM180 189V190H179ZM5 190V191H4ZM6 190H8V191H6ZM12 190V191H11ZM82 190V191H81ZM89 190V191H88ZM116 190H119V192L117 191V192H115ZM127 192H126V191ZM169 190V191H168ZM177 190V191H176ZM198 190V192H200ZM13 191H15V192H13ZM36 191V192H35ZM75 191H80V193H77V192H75ZM88 191V193H86ZM92 191H94V192H92ZM121 191V192H120ZM84 192V193H83ZM209 195V197H208V199H206V197ZM211 195V196H210ZM225 195V194H224ZM228 195V194H227ZM24 197V196H28L27 198H20V197ZM230 196V195H229ZM36 197H48L47 199H42V200H38V201H36L37 203H39V202H42L43 203V205L41 206V204L42 203H40V206H39V204L37 205L36 204V202H35V200H37V198ZM118 197H122L123 199L125 198V200H127V199H132V198H134V200H136V202L135 201H133V200H127V201H125V200H123V202L125 203H123V202H121L122 201V199H120V198H118ZM167 197V198H166ZM197 197H199V198H201V202L200 203H194V201H197ZM211 197H213V198H211ZM127 198V199H126ZM136 198V199H135ZM138 198H141V200H143V204H145V202H146V205H142V201L140 200V199H138ZM147 198V201L145 200V199ZM150 198V200L153 202H151L150 204L148 203L147 204V202H148V199ZM231 198V197H230ZM115 199L116 200H118V199H120L118 202L120 203H123L124 205H127L126 203H128V201H129V203L128 204H130V203H132V206L130 207V205H128L129 207V209L131 210V208L132 209H135L134 210V212L135 213H133V214H135L136 215V209L138 210H140L141 208H143L146 212H144V210L142 211V209L140 210V212H142V213H139L138 211H137V214L139 215L140 214V219L138 218V217H136L135 215H133L132 214V212L130 213L129 211V209H128V211H127V207L125 208V210H124V208H122V206L123 207H125L124 205H122V206H120V207H117V209H114L113 208V206L112 207H110L111 205H113V204H111V203H114L115 202ZM164 199H168L165 203L167 204V207H165L164 208V206L162 205L163 203H164ZM215 199H218V202H217V200H215ZM228 200H230V199H228ZM44 201V202H43ZM94 201H95V203H97V205H96V207L95 206H93V204H94ZM112 201V202H111ZM114 201V202H113ZM132 201V202H131ZM156 203H155V202ZM202 201H203V203H202ZM235 201V200H234ZM93 202V203H92ZM118 202H116V203H118ZM137 205L138 203H139V205L138 206H140L139 208H138V206H136L134 203ZM116 203H114L115 205H116ZM156 204L155 206H153V204ZM159 205H158V204ZM164 203V204H165ZM194 203V204H193ZM216 203L218 204V207L219 208H217V205H216ZM239 203V202H238ZM151 204H152V208H149V210H151V209H153V211H151L150 213H149V211H148V207H147V205L148 206H151ZM166 204H165V206H166ZM168 204L171 206V207H168ZM236 204H237V201H236ZM85 205L87 206V208H89V210H86V211H84V210H82V209H84V207H85ZM89 205H92V206H89ZM114 205V206H115ZM119 205H121V204H119ZM118 205V206H119ZM135 207H137V208H135ZM161 205V206H160ZM230 205H232V204H230ZM235 205V204H234ZM233 205V207H234V210L236 209V212L239 210V207L241 206L240 205V203H239V205L237 204V208H236V206H234ZM43 207L42 209L40 208L39 209V207ZM83 206V207H82ZM94 207V208H93ZM134 207V208H133ZM145 207H147V208H145ZM190 207H192V208H190ZM199 207V208H198ZM86 208V207H85ZM91 208V209H90ZM115 208H116V206H115ZM120 208V209H119ZM156 208V209H157ZM119 209V210H118ZM182 209H184V211L182 210ZM84 211V212H81V211ZM116 210H118V211H116ZM123 210V212L124 211H126V213L124 214L125 216H124V218L126 217V215L127 214H129L128 216H127V219H131L130 217L132 216V219H133V216H135L136 217V221H134V220H132L131 219V221L129 222V221H127V219L126 220H124V222H122L123 221V214H122V211ZM180 210H182L181 212H180ZM215 210V211H216ZM234 210H233V212H234ZM2 211V212H1ZM158 211L159 213H157V214H155L156 212ZM176 211V212H175ZM218 211V212H219ZM129 212V213H128ZM146 213L147 215H145L144 213ZM149 214H148V213ZM166 212V211H165ZM164 212V213H165ZM173 212V213H172ZM198 212V211H197ZM212 213H215V212H213V211H211ZM217 212V213H218ZM166 213H168V212H166ZM165 213V215L167 216L168 215V217H171V219H172V217H174V216H172L171 214L169 215V214H166ZM210 213V212H209ZM118 214V215H117ZM144 214V215H143ZM158 215V220L156 219V216ZM180 214H178L179 216H180ZM30 215V216H29ZM137 215V216H138ZM143 215V217H141ZM116 216V217H115ZM117 216H119V217H117ZM155 216V217H154ZM178 216V217H179ZM31 217V218H30ZM122 217V218H121ZM129 217V218H128ZM145 217V218H144ZM147 217V218H146ZM153 217V218H152ZM177 216H175L174 218H176ZM1 218H0V221H1ZM119 218V220H116V219H118ZM121 218V219H120ZM151 218L153 219V220H151ZM2 219V222H0V224L1 223H3V222H5L4 220ZM27 219H29V220H27ZM30 219H32V220H30ZM139 219V220H138ZM145 219H147L146 221H145ZM154 219L155 220H157L156 222L154 221ZM10 220L12 221V223L10 222ZM121 220V221H120ZM140 221V222H138V221ZM172 220H174V219H172ZM102 221V223H100ZM108 221V222H107ZM151 221H154L153 223L151 222ZM221 221H223V220H221ZM56 224H55V223ZM103 222H104V224H103ZM107 222V223H106ZM118 222H122V224L121 223H118ZM126 222V223H125ZM226 222H228V223H230L229 221H225V223H223V224H220V225H217L218 226V228H219V232H223V233H225L226 231L227 232H231V229L233 230L234 229V231L236 230V229H239V226H236V225H230V224H228V223H226ZM6 223V222H5ZM80 224V227L83 229V231H82V234L80 233L79 234V230L81 231L82 229L79 227V224ZM156 223V224H155ZM102 224V225H101ZM1 226H3L2 224L0 225V228L2 229V227ZM4 226H6V228H7V224L6 225H4ZM9 226V225H8ZM200 226V225H199ZM198 226V227H199ZM208 226H212V225H204V228L205 227H208ZM165 227H169V228H173L172 230L174 231V230H178L179 228H180V231L182 232V234H167V235H163V236H165L164 237V239H162V242H159V241H161V238H163V237H161L160 236V234L159 235H156V234H158L159 232H157V229L158 230H160L161 228H163L162 230H164V228ZM213 227H216V226H212V228L211 229H213ZM7 228V229H8ZM76 228V229H75ZM78 228V229H77ZM98 228H99V231H100V228L102 229H105V231H106V229L107 230H117L118 231V229L119 230H127L128 231V229H130L129 231L131 232V231H136V233H137V231H139L140 233L141 232H143L144 230V232H145V234H146V232L147 231H149L150 229V231H152V229H154V228H157V229H154L153 230V232H155L156 231V233H153L152 232V235L154 234V235H156V237H153L152 235H151V233H150V231L149 232H147V233H150V235H149V237H148V235H147V237H148V241L146 240V242L142 245V246H138V245H136V244H134V245H132V244H130V243H128V244H130V245H127V243L126 244H119L120 242H118V243H116L117 242V240L116 239H114L113 237H115L116 235H115V233L112 231V232H110V231H106L107 233H105V231L104 230H101V232H103L104 231V233H105V235H101L100 236V232H98ZM174 228H178V229H174ZM210 228V227H209ZM218 228H216L217 229V232H218ZM1 229H0V235H2L3 233L6 235V233L5 232H7V235H8V231H5L4 229V227H3V229H2V231H5V232H2L1 231ZM53 229H56V230H53ZM74 229V230H73ZM215 229V228H214ZM26 230H28V231H32L31 232V235H29L28 237H24L23 238V231H26ZM37 230L38 231H40V233H44L45 231H46V233L45 234H47V232L50 234V233H52V231L54 232V233H56L55 231H58V230H61V231H63V232H61V231H59V232H61L59 235H61L62 233H63V235H61V237L59 236V237H57L58 239H57V241L55 240V242L53 241V244H49V243H51V239H54V238H51L50 240H48V241H50L49 243H46V242H48V241H45V242H42L43 241V239H40V241L38 240V242H37V239H34L33 240V238H35V236H34V234H37V233H39V232H37ZM49 230H52L51 232H49ZM67 230H70V231H68V232H70V235H67L66 233L64 234V231H67ZM77 230V231H76ZM96 230H97V232H96ZM140 230H142V231H140ZM165 230H168V228L167 229H165ZM171 230V231H172ZM230 230V231H229ZM42 231H44V232H42ZM73 231H75V233H77V237H76V235H75V233L73 232ZM169 231H170V229H169ZM172 231V232H173ZM179 231V232H180ZM225 231V232H224ZM72 232V233H71ZM83 232L84 233H86V234H83ZM94 232V233H93ZM116 232V231H115ZM144 232H143V234H142V236H144ZM225 233L226 235H224V234H222L221 235V233L219 234V237H218V234H216L215 236L216 237H218L216 240H217V243H219V245H222V246H220V247H223L224 248V246H225V248H224V250L225 251H227V250H229L230 251V253L231 252H234L233 254H241V255H243V253H244V250H246L247 252H248V255L249 256H247L246 258H244V260L246 259V260H251V254H252V252L255 250V251H258V252H260V251H262V249H264V241L263 242H261V238L259 237V235L260 234H255V235H251V236H248V238H247V241L249 240V242H248V245L247 246H244L243 244H240V243H242V241H240V240H237L236 241V238H234L233 236H232V234H230L231 236H229L230 237V240L227 238L228 236L227 235H229L228 233ZM53 233V234H54ZM114 234V236H113V234ZM132 233H134V232H132ZM135 233V234H136ZM161 233V235H162V232H160ZM184 233V234H183ZM197 233V232H196ZM4 234H3V236H4ZM49 234H47L48 236H49ZM73 234H74V236H73ZM102 234V233H101ZM139 234V233H138ZM163 234H165V233H163ZM191 234V233H190ZM194 234V233H193ZM262 234L264 235V233L262 232ZM261 234V235H262ZM52 235V234H51ZM55 235V234H54ZM64 235H67V237H64ZM71 235H72V237H74L73 239H71L72 237H71ZM81 235H83V236H81ZM171 236V237H168V238H170V240H167V236ZM174 235V237H172ZM260 235V236H261ZM261 236L262 237V239H264L263 237L264 236ZM37 236V235H36ZM58 236V235H57ZM82 238H81V237ZM139 236H141V234H139ZM150 236L152 237V239L150 238ZM158 236L160 237V239L158 238ZM182 236V237H181ZM227 236V237H226ZM254 236V237H253ZM55 237H56V235H55ZM258 237V238H257ZM70 238V239H69ZM116 238V237H115ZM171 238H174V239H176V240H174V239H172L173 241H174V243H172L173 241L171 240ZM213 238H215V237H213ZM232 238V239H231ZM258 239V240H255V239ZM12 239V238H11ZM166 239V241H168V242H170L171 244H173V246L171 245V248H170V246L168 245V243L166 244V246H168L167 248L169 249V250H167V248L166 247H162L163 246V244H164V240ZM192 239H194V238H192ZM192 239H190V241H192ZM228 239V240H227ZM47 240V239H46ZM115 240V241H114ZM215 240V241H216ZM172 241V242H171ZM185 242V241H184ZM186 242H188L187 244H189V241H186ZM209 242V241H208ZM213 242V243H212ZM212 242H210L211 243V245H217V246H219L218 244H215V242H214V239H212ZM1 243V242H0ZM3 243V242H2ZM2 243L0 244V246L2 245ZM6 243V242H5ZM5 243H3L4 245H5ZM6 243V245H5V247L3 248V247H0V253H1V250H5V251H9L8 249H7V247L9 246L10 247V245H8ZM18 243V244H17ZM162 243V244H161ZM192 243H193V241H192ZM186 244V243H185ZM187 244H186V246H187ZM209 244V243H208ZM3 245V246H4ZM8 245V246H7ZM162 245V246H161ZM190 245H193V244H189L187 247L189 248L190 247ZM210 245V246H211ZM18 246V247H19ZM165 246V245H164ZM8 247V248H9ZM163 248L164 249V251H167V254H170L171 256H169V255H166V254H164V251H163V249L161 250V249ZM174 248V249H173ZM195 246H194V250H191V251H194V252H196V250H195ZM9 249H11V247L9 248ZM11 249V251H13ZM36 249V250H37ZM172 249V250H171ZM179 250L180 252H178V251H176V250ZM191 249V248H190ZM50 250V251H49ZM140 250V251H139ZM156 250V251H155ZM171 250V251H170ZM206 250V252H208L207 250L208 249H205ZM204 250V251H205ZM223 250V251H224ZM251 250V251H250ZM4 251V252H5ZM21 251V250H20ZM20 251H19V253H20ZM23 251H25V250H23ZM23 251H21V253L20 254H18L17 252L15 253L16 255L15 256H11L10 254H7V255H9V256H11V257H5L4 256V258H0V259H30L29 257H27V256H25V255H23V253H25L26 254V252H23ZM47 251H49V252H47ZM163 251V252H162ZM172 251H176V253L177 254H180L181 255V259H177L179 256H177L176 254H175V256L173 255L172 256V254L174 253V252H172ZM209 251H211V250H209ZM3 252V253H4ZM29 252H27V254L29 253ZM46 252H47V254H46ZM169 252V253H168ZM182 252V253H181ZM192 253V252H190V254L191 255H189V260H208L209 262L210 261H214V262H216L217 260H218V256H215V255H205V257H203L202 259H200L201 257H199V256H197L195 253ZM198 252V251H197ZM196 252V253H197ZM201 251H199V253H200ZM10 253H12V252H10ZM147 253V254H146ZM203 254H204V252H202ZM201 253V254H202ZM250 253V254H249ZM254 253V252H253ZM2 254V253H1ZM164 254V255H163ZM192 254H193V256H197V257H193L192 256ZM195 254V255H194ZM206 254V253H205ZM208 254V253H207ZM209 254H210V252H209ZM146 255V256H145ZM152 255H153V257L154 258H152ZM167 256V258H166V256ZM253 255V254H252ZM156 256V257H155ZM165 258H164V257ZM177 256V257H176ZM41 257V256H40ZM150 257V256H149ZM175 257V258H174ZM42 258V259H43ZM186 258L188 259V256L186 255ZM37 259H39V257L37 258ZM41 259V258H40ZM75 259L77 260L76 262H75ZM187 259H185V260H187ZM220 260V259H219Z\"/></svg>",
    "mask_w": 264,
    "mask_h": 264
},
{
    "label": "bare ground",
    "instance_id": "2",
    "mask_svg": "<svg viewBox=\"0 0 264 264\" xmlns=\"http://www.w3.org/2000/svg\"><path fill=\"white\" fill-rule=\"evenodd\" d=\"M26 0H0V36H7V34L8 33H15L16 35L18 34V37L20 38L19 39V41L18 42H15V44H11V46H10V50L8 51V53H10L11 52V49L13 50V47H14V50L13 51H17V49H19V51H17V52H15V53H13L14 54V56L12 57V56H10V57H12V59L14 58V61L16 62V60H15V58H17L18 60H22L23 59V61H21V62H18V63H22V62H24V60L26 59V60H30L31 59V57H33V58H37L38 60H39V63L34 59V61L35 62H37L34 66L35 67H26L27 65L25 64V65H23L24 63H22L20 66H17L18 64H16L15 63V65L14 66H10L8 63H6V62H12V61H9V59H11L10 57H9V54L6 52V51H1L0 50V80H3V87H1L0 88V90H2V88L4 89H6V85L9 83V80H11V85L14 87V83H16V85L18 84V85H20L19 83H18V80L17 79H25V81L23 80V82L21 81V83L24 85H22L23 87H25V84H24V82L26 83L27 81H29V82H27L28 83V85H29V88H27L28 87V85H26L27 87H25V89L26 90H29L32 86H34V84L37 86V88L35 87L34 88V90L35 91H37L36 89H40L39 91H38V93L36 94V93H34V92H32L34 95H31V93H30V95L31 96H35L36 98L38 97V99L37 100H39L41 97H43V98H47V97H49V98H52V97H55V99L56 98H58V97H61V93H63V92H65V93H63L65 96H67V95H69V96H67V97H70V98H72V97H74V98H81V97H83V96H85V97H115V98H118V97H120V98H118L119 100H122L121 98L123 97H133V99H134V97H162V99L161 100H159V102H153V103H147L146 101L144 102V101H142L141 100V102L140 101H132V98H131V102H129V100H128V103L129 104H127V103H124L123 101V103H121V104H119V102H118V100L117 101H115V98H114V102L115 103H109V101H107V99H110V98H106V99H104V101H106V102H108V104H110V105H108L107 103V105L105 106V105H102V106H100V104H98L100 107H99V109L97 108V105L95 104L96 102L95 101H93V103H94V105H93V103L90 101V104L91 105H93L92 107H90L91 105H86V103H84V101L85 102H88L87 100H84V101H82L84 104H83V107H85V109L83 108V107H81L82 105H80V109H82V111L85 113V114H87V115H85V118H87L86 119V123H85V127H88V125H92V123L90 122V121H92L93 122V120L94 119H97V118H99V116L97 117V115L99 114L100 115V118L102 119V120H108V121H116L117 120V122H118V120L120 121H125V122H127V123H129V124H126L127 125V127L126 126H119L120 127V129L118 128V132H116V133H114V135L113 134H111L110 133V131L108 130V129H110L109 127H108V129L107 128H105V126H99L98 127V124H97V128H94L95 130L93 131V127L91 128V130H90V135H92V137L89 139L88 137L89 136H86L84 133H85V131L87 132V130L85 129L84 131H82L81 129H79L78 128V130L76 129V130H74V134L75 135H77L76 133H77V131H82L83 132V135H82V133H79V135H81V138L83 139V137H84V135L89 139V142L91 141V142H93V144L94 143H98L97 145H96V147L94 146V145H91V148H92V150H91V148H88L87 149V145L86 146H83V148L81 147V150H80V147H79V149L78 148H76L75 150H77L76 152L73 150V149H71V151H70V149L69 148H65L66 149V151L65 152H67V153H65V154H63L62 152L63 151H61L62 149L60 148V147H62L63 145H62V141L59 139V138H57V137H59L60 135H66V133H65V129L63 130L62 128V130L64 131V133L65 134H61L62 132H59L58 131V133L59 134H57V131H55L57 128H58V125L60 124L61 126H62V122H64L65 124H67V126L68 127H70V126H74L73 125V123H70V122H68V123H66V121L67 120H65V121H62L61 123L59 122V123H57V128L55 129V127H53L55 130V132L53 131V133H52V131L50 132L53 136L52 137H49V136H47L48 134H44L45 133V130L46 129H44L43 130V126H45V124L44 125H42L44 122H48L49 120H50V118L51 117H54V116H51L50 118H47L48 116H47V113H48V111H46L45 112V110H47V108H43V105L42 104H44V103H47V105H49L50 106V104H49V101H46V102H44V99H43V101H41V100H39L38 102H36L37 103V105L41 102V104H39V106H36V105H34V106H32L33 108L31 109V111H27L28 109H27V107H25L26 108V110H24L25 112L23 113H21V114H19V113H17L16 114V112H15V114H13V115H11V117L10 118H4L3 116H0V134L2 135L3 133H4V135L6 134L7 135V137H8V134H9V136L10 135H12L11 133H13V135L15 134V135H17L18 137H16L15 136V139L17 138V139H21L23 136H25L26 135V130H29V129H32V131H31V133L32 134H34L33 136H34V138H33V140L31 139L30 141H33V142H31V143H33V145H34V147H35V152H34V154H33V152L30 154V155H34V156H32V157H29V156H27V158L29 157V158H31V161H32V165H30V160H29V166L26 164V162L28 161H26L24 158H23V161H26L25 163H20L19 162V164H17V163H15V162H9L8 160L10 159V158H8L7 156V158H8V162L5 160V162H7L6 163V165H5V163H4V160L1 162V163H4V165L2 164V165H0V187H5V185H7V188H10L9 186H8V184L10 183V181L8 180H5V177L6 178H11V179H14V180H12L11 182H14V183H12V184H23V182H25L26 180H27V178H38L39 179V177H41L42 178V176H47V175H49V176H52V175H55V174H57V173H60L61 171H63L64 169H67L68 168V170H69V168H71V166H75V168H77L79 171L81 170L82 171V169L84 170V173L86 172L85 171V169L88 171V170H91L90 168H92V169H95V172H96V170H98V171H100L101 172V174L102 175H104V176H114L113 174H117L118 172H120L121 170H125L126 168H128L129 167V163L126 161V159H123V160H120L119 158L120 157H122L121 156V152H123V151H128L127 150V148L129 147V145L128 144H130L131 145V143L132 142H136L137 141V136H138V133H137V130H140V129H142V127H143V122H144V120L146 119V117L149 115V117L152 115V116H154L155 115V117H156V120H158V118L160 117V119L159 120H161V121H159V122H162V121H165V123L167 124V123H170V122H174V121H176L174 124H169L168 126L171 128V131L173 132V133H170L169 135L170 136H167V138H165V137H163L162 139L161 138H156L155 137V140L154 139H151L152 141V144H153V146H152V144L150 143V146L152 147V148H149V152H150V150L151 149H154V152H155V150H156V155H158V156H156V157H160L158 160L160 161H158L157 159V162H159V164L157 163V164H153V162L154 163H156V161H151L152 163H150V164H148V165H146L144 162L145 161H147V159L149 160V157H147L146 158V156H144L145 158H146V160L144 161V157H142V155H141V159L139 158L138 160H136L137 162H135V166L133 167V172H134V175H136V173L139 175H142V174H148L149 172H167V170H168V172H170V171H174V169H175V167H176V172H175V175H173V177H176L175 179H180V178H183V171H182V167H184V166H181L182 165V162H183V165H184V160H185V158H186V156H187V153L188 152H190V151H194V153H196V158L194 157V159H193V163H191V165L192 166H190V167H192V169H189V170H193L194 172H199V173H204V172H206V170H208L207 172H210V173H212V174H215V175H221V177H229L225 182V184H224V186H222V188H218L217 190L215 189V190H207L206 191V189L207 188H204V189H202L201 191L199 190V189H197V191H196V193H199L198 195H200V193L202 192V193H204V194H201L202 196H203V198L202 199H204L205 200V195H207V194H209V193H211V195H215V197H219V196H224V197H227L228 199H230V200H228L227 199V201L229 202L230 201V204H232V205H230V204H228V206L227 207H225V209L227 208L228 210H229V207L231 206V210L233 209L234 210V207H233V205L234 206H236V208H237V204L239 205V203H240V207H239V210L236 212V209L234 210V212H233V210H232V213H229L228 211H227V209H226V213L225 214H223V213H221V211H219V209H218V211L216 210V209H213V210H210V211H207V213H204L203 211H201V212H199V209H197V208H195L197 211L196 212H194V211H192V210H194V208L191 210L190 209V211H187L188 209H186L185 211H186V213H179V210H176L177 212H178V214H180V216L177 214V215H175V213H173L175 216H177L176 218H174L175 216L174 215H172L171 213H170V211H168L169 209H164V212L166 211V212H168V213H166V214H171L172 216H174V217H172V219H174V220H172L171 219V217H168V215L166 216L165 215V213L163 212V216H162V211L161 210H159L157 207H159V206H157L155 203L153 204V206H155V210H158V211H160L161 212V214L157 211H155L156 213L155 214H157V213H159L160 215V218H158V215L156 216L155 214V216H156V219L158 220V222L157 223H159V225H162V227H163V225L165 226H167L168 224H173V225H176V224H178V225H182V222H183V224H191V225H195V226H197V227H194L195 229V231L197 232H190L189 234L187 233V234H184L183 235V238H182V245L181 246H183L184 245V248H187L186 249V251H189L188 253L189 254H187V252H185L184 251V249H181V248H183V247H179V249L184 253V254H181L182 255V258H183V255H185L184 257H185V259H187L186 258V255L188 256V259L187 260H185L184 258L183 259H181V255L180 254H177L176 253V251H178V252H180L178 249L176 250V251H172V252H174L173 254H172V256L174 255L175 256V254L177 255V256H179L177 259H181V260H176V258L175 259H173V258H170L169 257V259L167 258V256L166 255H169V256H171L170 254H167V251H164V249H163V251H164V254H166L165 256H166V258L167 259H159L158 258V256L160 255L159 254V252L157 253H155V254H157L158 256H157V258L156 259H151V254H153L154 253V251L153 252H151V254L148 256V254H147V256L146 257H148V259H77L78 260V262L76 263V264H264V249H262V251H260V252H258V251H253L252 252V254H251V260L249 259V260H244V258H246L247 256H249L248 255V252L246 251V250H244V253H243V255H239V254H233L234 252H231L230 253V251L229 250H227V251H225L224 250V248H225V246H224V248L223 247H220V246H222V245H219V243H217V238L219 237V234L221 233V232H219L220 230H219V228H218V226L217 225H220V224H223V223H225V221H229L230 223H228V222H226V223H228V224H230V225H236V226H239V229H236L235 231H234V229L232 230L231 229V232H227L229 235H227L226 237L230 240V237L229 236H231L230 234H232V236L234 237V238H236V241L237 240H240V241H242V243H240V244H243L244 246H247L248 245V242H249V240L247 241V238H248V236H251L252 234L253 235H255L256 233L257 234H262V232L264 233V167H263V165H258V169H259V171L261 172V175H259V177H257V178H254V177H251V176H246V177H241V178H236V168H235V170H233L229 175H227L226 176V174L224 173V170H225V168H227V167H229V164L231 163V160L234 158L235 160L238 158V157H241V158H244V159H250V158H252V157H254V158H257L258 160H262V158H264V97H228V98H226L224 101L221 99V98H219L218 100H216V97H214L215 98V100H216V103H214V104H212V106L214 107V109H212L210 106L209 107H207V108H211V109H208V110H210V113H208V114H205V113H207V112H209V111H204L203 109H202V112H203V115L202 116H195L196 114L194 113V115H193V113H187L186 111L188 110V106L190 105L191 106V104H196L197 102H198V99H196V100H194V101H192L193 103H189V102H191V100L189 101V102H187V103H189V104H185L187 107L185 108V109H187V110H182V108H184V107H180V105H179V107L177 108V106H176V104L177 103H179L180 101H182V100H180V99H178V100H180V101H178L177 99H175V97L176 98H179L177 95H178V91H177V93L175 92L177 89L179 90V88H181L182 89V87H179V88H177V89H175L174 87H173V89H172V91H171V88H170V90H168L167 88H169V83H168V85H166V84H164V83H155L154 84V82H153V84H149L148 82V79H147V83L148 84H145V83H140V84H142V85H138L137 86V83L136 82H139V81H137L136 79H134V78H130V77H128V76H123L122 74H124V73H122V74H120L121 73V71L120 72H118V70H120V69H122V65L120 66L119 65V63H118V65L120 66V68H118V66L117 65H110V66H107V67H95L93 64V68H91V69H87V71H86V69H85V73L87 74H83V72H82V68H81V66H80V64L81 63H79V66H80V68H78V67H75V65L73 66V68L70 66L69 67V69L70 68H72V69H70L69 70V72L68 71H66V69L68 70V68L67 67H65V69H64V67H63V61H58V58L60 57V56H63L64 54H62V52H59L60 50H59V47H57V45H55V43L53 42V43H50L51 41L49 40L48 41V38H49V36H50V34H52V32H54V34L56 33V32H61L62 30L64 31V29H62V28H64V27H61V26H59V23L63 20V21H65V20H67V21H69V22H73V24H74V22H76L77 20H79L80 19V17L82 18V19H80V21H82L83 20V16H88V15H92L91 13L93 12V15L94 14H96V13H94V11L96 10V12H97V10L98 9H95L93 6H95V4L93 5V6H91L92 5V3L90 4V6L91 7H93L94 9V11L92 10H90L89 9V4L88 5H86L88 2L90 3V1L92 2V0H90V1H88V0H85V2H84V0H78V1H80V2H82L83 4L84 3H86V1H87V3L85 4V6L82 4V3H78V1H75V0H65L66 2H63L64 0H61V2H59V3H57V0H36V2L35 3H33V4H35V6L34 5H32L31 6V4L29 3V1L30 0H27L28 2L26 3L25 2ZM60 1V0H59ZM113 1V0H112ZM116 1V0H115ZM122 1V3H123V0H121ZM121 1H119L120 3H121ZM141 1V0H140ZM143 1H145V3H144V7L145 6H147V5H145L146 3H148V2H146V1H148V0H143ZM163 1H165V0H163ZM167 1H169V0H167ZM171 1V0H170ZM177 1V0H176ZM180 1V0H179ZM181 1H183V0H181ZM179 2L180 4L182 3V2ZM186 1V2H185ZM184 2V4H187V0H185ZM192 0H189V2L188 3H190ZM196 0H194V1H192L193 2V7H194V9L196 10V8H195V5H196V3H197V1L195 2ZM244 0H208V2H207V0H205V1H203L202 0V4H203V7L205 6V5H207L206 6V8L208 7L209 9H206V8H201L202 6H200V7H198V5H200V3L198 4L197 3V7L203 12H201L199 9H197V10H199V11H195V13L193 14V15H191L190 16V14H188V18L185 20L186 22H188L189 24H191V26L192 25H194V23L196 22V20L197 21H199V22H197V24L199 25V26H197V24L195 23V27L196 28H194V29H197V28H200L201 30H200V32L199 33H201L202 34V32H204L203 33V35L205 36V41H209V40H211L212 41V38H214V40H213V44L211 45L210 44V42H209V45H211V46H213V48L212 49H215L216 47H214V46H218V44L219 43H221V45L219 44V46H218V49H223L224 47H225V49H226V46L227 47H229L230 46V44L232 43L233 44V46H232V48L231 47H229V48H231V49H228V50H230V51H234V49L235 48H237V49H240V48H238L239 46V44H238V42H236V40H234L236 43V45L238 46H236L233 42H231V41H233V40H228V38L230 39L231 37L232 38H234L233 36H230L231 34H233V35H235L234 34V26L236 27L237 25L238 26H240V29H238L237 27H236V30H237V34L239 35V37H240V34L241 33H243L242 34V38H241V40H243V42H244V40H246L248 37V41H247V43L248 42H252V44L254 43V45L252 46V44H247L246 45V43H245V50H246V48H247V46L249 45L250 46V48L247 50L249 53V55H246V51L244 50L242 53H243V56H244V53H245V56L246 57H244L243 58V60L242 59H237L238 61H234V65L237 63V66H236V68L235 69H231L232 71L229 73H227V75L225 74L226 72L225 71H223V73H221L220 74V69H222V67H223V65L225 64V63H227V65L229 66L230 65V60H227V62H225L223 59H219V60H222L223 61V63H219V68H220V64H221V68L219 69L218 67H217V65L215 66V65H213L212 67H213V70H214V66L216 67L215 68V71L216 70H218L217 72H218V74L217 73H215V71H214V74H217V75H219V76H225L226 75V77H228L229 79H230V81L231 80H233L232 82H235L236 83V81H237V78L238 79H241L240 77H239V75H241V74H237V72L239 73V71H241V69H242V72L244 71V68H245V71L244 72H247L248 70H249V72H251V69L253 70L251 73V81H253V82H257V81H255V80H258V81H264V78H262L263 77V75H261V74H263L264 73V56H262L263 55V53L261 54V52L259 51V49L260 50H263V48H264V25H263V23H264V0H251L249 3H245V2H243ZM94 2H95V0H94ZM104 4H106L105 2L106 1H101L100 2V4H97V6L99 5L100 6V8H106L104 5H103V3ZM166 2V1H165ZM173 2V1H172ZM172 2H171V4H172ZM191 2V3H192ZM204 2V3H203ZM206 2V3H205ZM210 2H211V4H210ZM61 3V4H60ZM65 3V4H64ZM97 3V2H96ZM98 3H99V1H98ZM114 3V2H113ZM121 3V4H122ZM151 2H149V5L151 6V4H150ZM245 3V4H244ZM67 4V5H66ZM101 4H102V6L103 7H101ZM120 4V5H121ZM124 4V3H123ZM122 4V5H123ZM174 4H176V7H179V5L177 6V3H173V5ZM208 4H210V6L211 7H209V5ZM114 5H115V3H114ZM117 5V4H116ZM115 5V6H116ZM153 5V4H152ZM163 5V4H162ZM173 5H172V7H173ZM243 5V6H242ZM62 6H64V7H62ZM87 6H89V7H87ZM169 6V5H168ZM171 6V5H170ZM183 6V5H182ZM187 6H189V5H187ZM57 7H58V9H57ZM60 7L62 8L61 10L62 11H60ZM174 7H175V5H174ZM190 7V6H189ZM192 7V8H193ZM37 8H39V12L37 13ZM63 8H65V9H63ZM97 8V7H96ZM100 8H99V10H98V12L99 13H103V14H101L102 16L104 15V11L103 12H101L100 11ZM147 8H149L148 6H147ZM180 8V7H179ZM185 8H187V7H185ZM66 9H67V13L65 12L66 11ZM107 9L108 8H106V11H107ZM172 9V8H171ZM190 9V8H189ZM193 9V10H194ZM205 9V10H204ZM56 10H59L58 12H56ZM104 10V9H103ZM175 10H177L176 8H175ZM174 10V11H175ZM188 9H186V11H187ZM193 10H190V11H192V12H194ZM208 12H207V11ZM64 11V12H63ZM105 11V12H106ZM110 11V10H109ZM180 11H182V10H179V13H180ZM185 11V12H186ZM205 11V12H204ZM61 12V13H60ZM73 13V14H71V15H73L72 17L71 16H69L70 15V13ZM111 12V11H110ZM188 12V11H187ZM196 12H198V13H196ZM76 13V14H75ZM109 13V12H108ZM125 13V12H124ZM182 13H184V12H182ZM204 13H206V14H204ZM32 14H34L36 17H34L35 19L36 18H38L39 19V21H37V20H32L31 18H32ZM69 14V15H68ZM77 15V16H75V15ZM107 14V13H106ZM92 15V16H93ZM127 15V14H126ZM177 15V14H176ZM180 15V14H179ZM182 15V14H181ZM187 15V14H186ZM97 16H99V14L97 15L96 14V17ZM102 16H101V19H97L96 17H93V19L91 18V20L90 21H87V22H91V21H93L94 20V18H95V21H97L96 23H98V21H102ZM184 16V15H183ZM182 16V17H183ZM64 17V18H63ZM91 17V16H90ZM104 17V16H103ZM108 16L106 15V18H107ZM176 17V16H175ZM66 18V19H65ZM97 19V20H96ZM108 19V21H109V17L107 18ZM113 19V18H112ZM177 19H179V18H177ZM180 19H181V16H180ZM182 19H184V18H182ZM182 19H181V24L180 25H182L183 26V24H187L188 25V23H183L182 24V22H184V20L182 21ZM86 20H89V17H87L86 18ZM105 21H107L106 19H104ZM35 21H37L39 24H40V22L42 23L41 24V26H38V23L36 22V23H34ZM112 20H110V22H111ZM247 21V22H246ZM263 21V23L262 24H260L261 22ZM103 22V21H102ZM113 22V21H112ZM111 22V23H112ZM177 22H179L180 23V21H178L177 20ZM191 22V23H190ZM237 24V25H233V27L231 26V25H226V24ZM62 24L63 23H67V22H61ZM70 23V24H71ZM85 23V22H84ZM95 23V22H94ZM193 23V24H192ZM202 23V24H201ZM256 23H258L257 25H259V28L260 29H258V28H255V29H252V28H250L251 26H253V25H255ZM72 24V25H73ZM115 24H117L116 23V21H115ZM201 24V25H200ZM203 24H204V26H203ZM68 25H69V23H68ZM261 25H262V27H261ZM74 26V25H73ZM72 26V27H73ZM75 26H77V24L75 25ZM230 27L231 29H229L228 27ZM193 27V26H192ZM202 27H204V28H206L207 29V31H206V33L208 34H206L205 33V29H204V31H203V28ZM255 27H257V26H255ZM228 28V29H227ZM263 30H262V29ZM227 29V30H226ZM229 30V31H228ZM230 30H231V33H230ZM238 30H239V33H238ZM197 31H199V30H196V32ZM202 31V32H201ZM233 31V32H232ZM243 31V32H242ZM65 32V31H64ZM63 32V33H64ZM195 32V31H194ZM241 32V33H240ZM176 33V32H175ZM227 33H229L230 35H228ZM57 34H59V33H57ZM62 34V33H61ZM177 34H178V31H177ZM181 35H182V33H180ZM179 34V36H181ZM196 34V33H195ZM247 34H249L248 36H246ZM170 35V34H169ZM226 35H228V38H227V36ZM168 36V35H167ZM191 36V35H190ZM195 36V35H194ZM235 36H237V35H235ZM246 36V37H245ZM17 37V38H18ZM172 37L173 36H171V39H172ZM182 37H184V36H182ZM197 37V36H196ZM245 37V39H243ZM251 37V38H250ZM34 38V40L33 41H35V39L37 40V41H35V43L34 42H32V39ZM181 38V37H180ZM188 38V37H187ZM198 38V37H197ZM208 38V39H207ZM223 38H225V40L223 39ZM176 39H178V38H175V40ZM194 39H195V43H197L196 42V38L194 37ZM223 39V40H222ZM237 39V38H236ZM250 39L252 40V41H250ZM173 40V39H172ZM189 40H193L192 38H190ZM199 40H200V38H199ZM215 40L218 42V40H220L219 42H218V44H217V42H215ZM240 40V39H239ZM201 42H202V46L203 45H205V44H203L204 43V41H202V39L200 40ZM200 41H198V42H200ZM227 41H229V42H231V43H229V45H228V43H227ZM177 42V41H176ZM175 42V43H176ZM178 42H180V39H178ZM178 42H177V44H178ZM192 42V41H191ZM190 42V43H191ZM222 42H223V44H222ZM226 42V43H225ZM246 42V41H245ZM181 43V42H180ZM180 43H179V45H180ZM214 43H215V45H214ZM255 43H256V45H255ZM192 44H194V42H192ZM225 44H227V45H225ZM12 45H13V47H12ZM175 46H177L176 44H174ZM179 45H178V47H179ZM196 45H198V47H199V43H197ZM200 45V46H201ZM208 45V46H209ZM225 45V46H224ZM181 46V45H180ZM190 46H191V44H190ZM205 46H207V45H205ZM234 46H236V47H234ZM255 46H258V50H255V49H257ZM12 47V48H11ZM16 47V48H15ZM192 47H194L193 45H192ZM221 47V48H220ZM251 47L253 48V47H255L254 49H251ZM181 47H179V49H180ZM196 48V47H195ZM201 48H204V46L203 47H201ZM142 49V48H141ZM141 49H140V51H141ZM174 49H175V47H174ZM217 49V48H216ZM215 49V50H216ZM233 49V50H232ZM237 49H235V50H237ZM252 51V53H253V55L250 53L251 51ZM255 50V51H254ZM62 51V50H61ZM68 52V51H67ZM210 52H211V48H210ZM214 52V51H213ZM212 52V53H213ZM259 52H260V54H259ZM11 53V55H13ZM214 53H217L218 54V52H214ZM220 53V56H224L225 54L224 53H227V55L228 56H230V57H228L227 55V59H231L232 60V58L233 59H235L237 56L236 55H234V52L233 53H231L230 55H229V53L227 52V51H223V54H222V52L220 51L219 52ZM235 53H236V51H235ZM256 53H257V56H256ZM68 54V53H67ZM137 54V53H136ZM135 54V56H137ZM140 54V53H139ZM217 54H215V55H213L212 54V56L211 57H213L214 56V58L217 56ZM233 54V55H232ZM58 55H60V56H58ZM70 55V54H69ZM84 55H86V54H84ZM87 55H89L88 53H87ZM125 55V54H124ZM210 55H211V53H210ZM250 55H252V56H250ZM73 56V55H72ZM120 56V55H119ZM128 56V55H127ZM126 56V58L128 59V57ZM132 56V55H131ZM134 56V55H133ZM141 56H142V54H141ZM140 56V57H141ZM219 56V55H218ZM232 56H234V57H232ZM236 56V57H235ZM242 56V55H241ZM242 56V57H243ZM247 56H250L249 58L247 57ZM26 57V58H25ZM29 57H30V59H29ZM64 57V56H63ZM94 56H92V58H93ZM129 57H130V55H129ZM139 57V56H138ZM143 57V59H144V56H142ZM225 57V56H224ZM224 57H222V58H224ZM253 57V58H252ZM65 58V57H64ZM67 58H68V55H67ZM83 58V57H82ZM81 58V59H82ZM95 58V57H94ZM134 58V57H133ZM219 57H217V59H218ZM237 58H239V56L237 57ZM241 58V57H240ZM11 59V60H12ZM62 59V58H61ZM80 59V58H79ZM87 59V58H86ZM86 59H84V62H85V60ZM89 59H90V57H89ZM119 59V58H118ZM117 59V60H118ZM121 59V58H120ZM135 59H136V57H135ZM224 59H226V58H224ZM247 59V60H246ZM252 59V60H251ZM32 60V59H31ZM30 60V61H31ZM60 60V59H59ZM65 60V59H64ZM83 60V59H82ZM104 60V59H103ZM123 60H125L124 59V57H123ZM215 60V59H214ZM245 60V61H244ZM249 60H251V62L249 61ZM40 61H41V65H39L40 64ZM66 61V60H65ZM95 61V60H94ZM93 61V62H94ZM96 61H97V59H96ZM99 61V60H98ZM106 61V60H105ZM121 61V60H120ZM132 61V60H131ZM142 60L140 59V62H141ZM153 61V60H152ZM228 61L230 62V63H228ZM247 64V62H249L248 64H247V66L248 67H252V68H249L248 69V67H246V64L244 63V62ZM247 61V62H246ZM35 62H30V64L32 63V64H34ZM63 62V63H62ZM68 62H69V58H68ZM79 62H80V60H79ZM82 62V61H81ZM83 62V63H84ZM86 62H88V60L86 61ZM85 62V63H86ZM108 62V61H107ZM110 62V61H109ZM112 62V61H111ZM122 62V61H121ZM124 62H126V61H124ZM123 62V63H124ZM133 62V61H132ZM238 62H242V63H238ZM29 63V62H28ZM27 63V64H28ZM67 63V62H66ZM70 63V62H69ZM99 63H102V62H100L99 61ZM105 63V62H104ZM127 63V62H126ZM135 63H137V60H136V62ZM142 63H144V62H142ZM153 63V62H152ZM214 63V62H213ZM5 64H6V66H5ZM32 64H31V66H32ZM77 64V63H76ZM98 64V63H97ZM110 64H113V63H110ZM127 64H129V63H127ZM131 64V63H130ZM147 64V63H146ZM209 64V63H208ZM8 65V66H7ZM23 65V66H22ZM37 65H39V66H37ZM64 65H66L65 63H64ZM84 65V64H83ZM98 65H100V64H98ZM147 65H149V63L147 64ZM152 64H150V66H151ZM232 65V64H231ZM230 65V66H231ZM10 66V67H9ZM23 68H22V67ZM24 66H25V68H24ZM77 66V65H76ZM101 66H104V65H101ZM126 66V65H125ZM130 66H132V64L130 65ZM130 66H126V69L127 68H129L128 70H124V68H123V70L125 71V74L127 73V71L128 72H130L129 70L131 69V71L132 70H134V69H132V67H130ZM135 66V65H134ZM153 66H155V65H153ZM160 67L159 65H156V67ZM209 66V65H208ZM225 66V65H224ZM76 69H75V68ZM212 67H209V69H211ZM232 67H233V65H232ZM84 68H86L85 66H84ZM88 68V67H87ZM134 68V67H133ZM137 68H139V67H136L135 68V71H136V69ZM141 68V67H140ZM144 68H145V65H144ZM152 68V67H151ZM155 67H153L151 70L153 71V69H154ZM231 68V67H230ZM238 68V70H236ZM25 69V70H24ZM75 69V70H74ZM77 69L79 70V69H81V70H79V72L78 73H75V72H77ZM150 69V68H149ZM155 69H157V68H155ZM224 69H227V68H223V70ZM240 69V70H239ZM248 69V70H247ZM26 72H29V73H25V76L24 75H22V77H21V74H23V72L24 71ZM137 70H140V69H137ZM142 71L144 70L143 68L141 69ZM161 70V68L159 69V70H157V71H160ZM230 70V69H229ZM247 70V71H246ZM124 71H122V72H124ZM146 71V70H145ZM151 71V72H152ZM155 71V70H154ZM263 71V72H262ZM63 72H65L64 74H66L65 76H67V79H69V80H67V79H65V80H67V81H64V79H63V76H64V74H62ZM119 74H118V73ZM139 72V71H138ZM141 72V71H140ZM139 72V73H140ZM144 72V71H143ZM142 72V74H144ZM150 72V73H151ZM213 72V71H212ZM241 72V73H242ZM262 72V73H261ZM69 73V74H68ZM81 73L83 74V75H86V80H83V77H81L80 79L82 80V83L80 84V82H81V80H80V82L77 80L78 78H76V76L77 77H80L79 76V74L81 75ZM159 73V72H158ZM248 73V72H247ZM247 73H242V74H244V76H246L245 74H247ZM74 74H76V76L74 75ZM116 74H118L120 77H117L116 78ZM124 74V75H125ZM130 74H132V73H129V75ZM137 74V76H138V73H136ZM136 74H132L133 76H135ZM147 74H148V69H147ZM229 74H230V76L232 77H230L229 76ZM238 76H237V75ZM249 75H250V73H248ZM260 74V75H259ZM82 75V76H83ZM126 75H128V74H126ZM131 75V76H132ZM156 75V74H155ZM236 75V76H235ZM64 76V78H66ZM90 76V77H89ZM137 76H135V77H137ZM154 76V75H153ZM244 76H243V79L245 80V78H244ZM255 76V77H254ZM257 76V77H256ZM260 76H261V78H260ZM151 77V76H150ZM235 77H237V78H235ZM250 77V76H249ZM249 77H248V75H247V78H248V80H249ZM16 78V79H15ZM29 78V80H27ZM139 79H141L142 77L140 76V77H138ZM146 78H147V76H146ZM254 78H257V79H254ZM236 81H235V80ZM254 79V80H253ZM12 80H13V82H12ZM19 80V81H20ZM27 80V81H26ZM32 82H34L33 84H32V86L30 87V85H31V81ZM142 80V79H141ZM143 80H144V78H143ZM142 80V81H143ZM242 80V79H241ZM8 82V83H6V85H5V82ZM16 81V82H15ZM83 81H85V82H83ZM144 81H146V80H144ZM141 82V81H140ZM240 82V81H239ZM242 82H243V80H242ZM0 83H2V82H0ZM38 84L40 85V86H43V88L41 87L40 88V86H38ZM171 84H173V83H171ZM238 85L240 84V83H237ZM5 85V86H4ZM175 85V84H174ZM8 86V85H7ZM12 86H8L9 88H11ZM168 86V87H167ZM177 87L179 86V85H176ZM7 87V88H8ZM12 87V88H13ZM15 88V90H17L16 89V87H14ZM4 89V90H5ZM22 89V88H21ZM25 89H22V90H25ZM32 89H33V87H32ZM167 89V90H166ZM4 90H2V92L4 91ZM9 90V92H10V90L11 89H8ZM8 90H6V91H8ZM12 90H14V89H12ZM15 90H14V93H15ZM182 90H184L185 91V89L183 88ZM18 91V90H17ZM187 91V90H186ZM196 91V90H195ZM195 91H194V94H195ZM19 92V91H18ZM29 92H30V90H29ZM67 92V93H66ZM180 92H181V90H180ZM179 92V93H180ZM183 92V91H182ZM182 92H181V94H182ZM197 92V91H196ZM60 93V94H59ZM0 94H1V92H0ZM189 94V93H188ZM193 94V95H194ZM197 94V93H196ZM196 94H195V96H196ZM37 95V96H36ZM183 95V94H182ZM181 95V97H183ZM189 95H192V94H189ZM198 95V94H197ZM64 96V97H65ZM179 96H180V94H179ZM185 96V95H184ZM188 95H186V97H187ZM27 97H28V95H27ZM40 97V98H39ZM62 97H63V95H62ZM165 97V99H163ZM166 97H168V98H166ZM170 97H174L173 99L172 98H170ZM189 97V96H188ZM198 97V96H197ZM49 98H47V100H49ZM211 97H209V99H210ZM214 98H212L211 100H213ZM42 99V98H41ZM55 99H54V101H55ZM113 98H111V100H112ZM141 99V98H140ZM159 99V98H158ZM172 101H171V100ZM208 99V100H209ZM46 100V99H45ZM50 100H53V98L52 99H50ZM59 100V99H58ZM61 100V99H60ZM59 100V102H61V104H59V103H57V106H58V104H59V109L61 108V106L64 104L62 101L63 100H61L60 101ZM75 100V99H74ZM77 100V99H76ZM76 100L75 101H73V99H72V101L74 102V104L72 105V103L70 104L69 103V106L70 107H72L73 108V106L75 105V103H76ZM80 100H82V99H78L77 101L79 102ZM102 100V99H101ZM110 100V101H111ZM143 100H145V99H143ZM153 100V99H152ZM152 100H150V101H152ZM207 100V101H208ZM35 101L36 100H33V102L31 101L30 103H32V105L35 103ZM54 101H52V102H54ZM97 101V100H96ZM148 101V100H147ZM51 102V101H50ZM58 102V101H57ZM70 102V101H69ZM81 102V101H80ZM98 102V101H97ZM127 102V101H126ZM147 103V104H144V103ZM185 102H186V100H185ZM195 102V103H194ZM209 102V101H208ZM208 102H206V103H208ZM213 102H215V101H213ZM89 103V102H88ZM105 103V102H104ZM182 102H180V104H181ZM211 103V101L208 103V104H210ZM23 105V104H22ZM44 105H46V104H44ZM54 105H56V101H55V103H52L51 104V108L53 109V107H55L56 108V111H55V109L54 110H52V111H50V112H52V114L53 113H55L54 115H55V117H54V119L52 118L51 120H52V122L53 121H55L56 119V116H57V120H58V116L59 115H57V112L59 111V113L60 114H63L64 112L62 111V110H64V111H66V109L68 108V106H67V108L66 109H64L66 106H63L61 109V111L60 110H58V108H57V106H54ZM76 105H77V107L79 106V104L78 103H76ZM159 105H161V110L163 111H166L165 113H163V115H161V114H159L158 116H157V114H155V113H157L156 111L158 110V108H159V106L157 107V106ZM36 106V107H35ZM42 106V107H41ZM95 106V107H94ZM156 106V107H155ZM182 106V105H181ZM194 106V105H193ZM22 107V106H21ZM29 107V106H28ZM24 108V106H23V108H21V109H25ZM72 108H70V109H72ZM92 108V109H91ZM94 108H97V109H94ZM156 110H155V109ZM190 108H192V107H190ZM189 108V110L191 111V109ZM195 108H197L196 106H195ZM207 108H204V109H206L207 110ZM73 109H75V108H73ZM72 109V111H70L71 113L73 112V113H75L76 114V110L77 109H75V111ZM89 109V110H88ZM159 109V110H160ZM179 109H181V110H179ZM4 110V109H3ZM20 110V109H19ZM44 110V111H43ZM68 110V109H67ZM155 112H154V111ZM194 109L192 108V111H193ZM211 110H213V111H211ZM78 111V110H77ZM185 111V112H184ZM62 112V113H61ZM80 112V111H79ZM195 112V111H194ZM202 112H200V110H199V112H198V109H197V114H199V113H201L202 114ZM31 113H32V117H33V115L35 114L36 116H34V119L32 118V120L34 121L35 120V122H34V124L32 123V122H30V121H32L31 120V118H26V117H30L29 116V114L31 115ZM46 113V114H45ZM66 113V112H65ZM65 113L63 114L64 116H65ZM115 113L117 114V116H115ZM153 113H154V115H153ZM66 114H70L69 113V110H68V112L66 113ZM78 114V113H77ZM81 114V113H80ZM151 114V115H150ZM165 114V115H164ZM63 115H62V118H63ZM73 115V114H72ZM71 115V116H72ZM89 115V116H88ZM16 116V117H15ZM23 116V117H22ZM67 116V115H66ZM59 117H61V115L59 116ZM67 117H70V115L69 116H67ZM158 117V118H157ZM71 118V117H70ZM69 118V119H70ZM99 118V119H100ZM148 118V117H147ZM30 119V120H29ZM49 119V120H48ZM65 119V118H64ZM68 119V120H69ZM170 122H169V121ZM178 120H180V121H178ZM28 121H29V123H32L33 124V126L32 127H30V128H26L27 127V125H30L29 123H28ZM96 121V120H95ZM168 121V122H167ZM50 122V124H51V121H49ZM226 122V126H225V124H224V126H222L223 125V123H225ZM84 123V122H83ZM88 123V124H87ZM90 123V124H89ZM94 123V122H93ZM124 123V122H123ZM221 123V126H219V124ZM47 124V123H46ZM49 124V125H50ZM65 124H63V128L64 127H66V126H64ZM159 124V123H158ZM157 124V125H158ZM48 125V124H47ZM48 125V126H49ZM55 124H53V126H54ZM59 125V126H60ZM90 125V126H91ZM26 126V127H25ZM31 126V125H30ZM52 126V125H51ZM51 126L49 127V128H51ZM76 126V125H75ZM131 126H132V131L134 132H132L131 131ZM163 126V125H162ZM25 127V128H24ZM67 127V128H68ZM83 127V126H82ZM95 127V126H94ZM122 127H124V128H122ZM24 128V129H23ZM47 128V127H46ZM145 128V127H144ZM162 128V127H161ZM165 128V127H164ZM48 129V128H47ZM70 129H71V127H70ZM83 129V128H82ZM182 129H188V130H194V131H189V133H182V132H178V130H182ZM17 130V131H16ZM19 130V131H18ZM67 130V129H66ZM43 131H44V133H43ZM75 131H76V133H75ZM93 131V132H92ZM136 131V132H135ZM16 132H19L18 134H16ZM47 132L49 133V131L47 130ZM72 132V131H71ZM91 132H92V134H91ZM88 134H89V131L87 132ZM86 133V134H87ZM94 133V134H93ZM137 133V134H136ZM30 134V133H29ZM73 134V135H74ZM1 135H0V138L2 139V140H0L1 142H0V148H3V147H1L2 145H3V143L4 142H8V144H10L11 145V141H12V145H16L15 143L13 144V142H14V137L13 136H10V137H12V138H8L7 139V141H3V139H6V135L2 138L1 137ZM69 135V134H68ZM67 135V136H68ZM71 135V134H70ZM30 137L32 136L31 134L29 135ZM32 136V137H33ZM51 136V135H50ZM83 136V137H82ZM95 136H98V138L99 139H97L96 138V141L95 140H92ZM64 137H66V136H63V138H62V140L63 141H66L67 139H69V138H67V139H65ZM69 137V136H68ZM84 138L83 140H85V139H87V138ZM159 137V136H158ZM194 138V137H196V139L195 140H193V141H191L190 140V138ZM80 138V139H81ZM12 139V140H11ZM25 138H22V141H24L25 143H26V141L24 140ZM29 139L30 138H28V141H29ZM59 139V140H58ZM65 139V140H64ZM87 139V140H88ZM95 139V138H94ZM87 140H85L86 142H88ZM98 140H100V141H98ZM21 141V140H20ZM27 141V144H29L30 143V141L28 142ZM61 141V142H60ZM68 142H69V140H67ZM10 142V143H9ZM24 142H22L23 143V145L25 144ZM83 143H84V141H82ZM88 142V143H89ZM90 142V144H92ZM99 142H100V144H99ZM110 142H112L113 143V145H110L109 143ZM130 142V143H129ZM6 143H4V148L5 149H7V150H12L13 151V149L14 148H10L11 146H8ZM21 143V142H20ZM19 143V145H21ZM65 142H63V144H64ZM111 143V144H112ZM2 144V145H1ZM27 144H25V146L24 147H26V146H28ZM82 143H80V145H81ZM86 144V143H85ZM84 144V145H85ZM109 144V146H108V148H106V147H104V145L105 146H107V145ZM22 145V146H23ZM32 145V144H31ZM30 144H29V146H31ZM66 145V144H65ZM136 145V144H135ZM175 145H178L177 147H175ZM190 145H196L194 148H195V150L193 149V150H191V146ZM9 147V148H7V147ZM132 146V145H131ZM130 146V147H131ZM134 146V145H133ZM217 146H221L222 148H218ZM68 147H69V145H68ZM85 147V148H84ZM89 147V146H88ZM95 147V148H94ZM97 147H99V148H97ZM197 147V148H196ZM72 148H74V146L72 147ZM93 148H94V150H96V151H94L93 150ZM64 149V148H63ZM69 149V150H68ZM57 150H60V154L62 155V157H63V155H66V156H68V157H66L67 159H66V161H68V162H66L65 163V165H64V163H63V161L65 160H63V158H65V157H60L59 159H57V160H59V162L58 161H55L56 160V156H57V153L59 152H56ZM79 150V151H78ZM97 150H98V153H97ZM105 150H106V153H107V156H106V154L104 153L105 152ZM34 151V150H33ZM72 152L71 154L69 153V152ZM88 151H91L90 153L92 154V156L88 153ZM52 152H54L55 154H56V156H55V154L54 153H52ZM94 152H96V153H94ZM110 152H113L112 153V155H113V157H111V155H109V153ZM159 152V153H158ZM147 153H148V151H147ZM158 153V154H157ZM60 154H58V156L60 155ZM67 154H69V155H67ZM93 154H95V156L93 155ZM143 155H145L144 153H142ZM72 156V157H70L69 158V156ZM108 156H110L111 158H112V160L114 159L115 160V158L117 159V160H113V163L112 164H109L108 162H111V159H110V157H108ZM120 156V157H119ZM216 156V157H215ZM215 157V158H214ZM5 158V157H4ZM6 158V159H7ZM53 158H55V159H53ZM125 158H126V156H125ZM129 158V157H128ZM212 158H214V160H212ZM53 159L54 161L53 162H55V163H60V162H62V166H61V163H60V166L58 165V163H57V165L54 163L53 164V162L51 161V160ZM110 159V160H109ZM130 159V158H129ZM249 159H248V161H249ZM46 160H50L51 162H52V164L50 165H48V163L46 162ZM63 160V161H62ZM128 160V159H127ZM140 160V161H139ZM144 161V162H143ZM18 162V161H17ZM50 162V163H51ZM65 162V161H64ZM70 162V163H69ZM148 162V161H147ZM150 162V161H149ZM132 163H133V161H132ZM132 163H131V165H132ZM259 163H261V162H259ZM67 164H69L70 165V167L67 165ZM127 164H128V167H127ZM181 164V165H180ZM66 165L68 166V167H66ZM89 168V169H88ZM132 168V167H131ZM131 168H129L130 170H131ZM170 169H172V170H170ZM128 170V169H127ZM127 170H125V171H127ZM164 170V171H163ZM8 171V172H7ZM129 171V170H128ZM132 171V170H131ZM147 171V172H146ZM149 171V172H148ZM94 172V173H95ZM100 172L99 173H96V174H100ZM164 172V173H165ZM183 172V173H182ZM78 173V172H77ZM80 173H82V174H84L83 172H80ZM79 173V174H80ZM151 173V174H152ZM79 174H77V175H79ZM101 174H100V176H101ZM146 174V175H147ZM150 174V173H149ZM84 176H85V174H84ZM87 176V175H86ZM85 176V177H86ZM81 177V176H80ZM217 177V176H216ZM220 177V176H219ZM2 178V179H1ZM24 179V180H23ZM33 179V180H34ZM80 179H85V178H83V176H82V178H79V182H80ZM3 180V181H2ZM87 180H88V177H87ZM89 180H90V178H89ZM182 180V179H181ZM181 180H179L180 182H181ZM17 181V182H16ZM94 181V180H93ZM173 181V180H172ZM179 181H177L178 182V184H179ZM84 182V181H83ZM86 182V181H85ZM90 182H92L91 180H90ZM95 182V181H94ZM169 182V180H167V182H165V183H168ZM171 182V181H170ZM81 184H82V182H80ZM87 183H89V181L87 182ZM87 183H84V186H85V184H87ZM175 183H176V180H175ZM174 182L172 183H170V185L171 184H175ZM92 183H90V185H91ZM177 184V183H176ZM11 185V184H10ZM87 185H89V184H87ZM95 185V184H94ZM168 185H169V183H168ZM83 186V187H84ZM152 186V185H151ZM151 186L150 187H148V188H151ZM80 187H82V186H80ZM88 187V186H87ZM91 186H89V188H90ZM96 187V186H95ZM141 187H144L143 185L141 186ZM182 187V191H184V190H187L183 185L181 186ZM6 188V187H5ZM4 188V189H5ZM92 188H94V187H92ZM165 188H166V186H165ZM163 189V190H166V189ZM87 189V188H86ZM86 189H85V191H86ZM121 189V188H120ZM140 189H142V190H144L143 188H140ZM146 190H147V188H145ZM175 189H178V188H176L175 187ZM201 189V188H200ZM1 190H3V189H1ZM80 190V189H79ZM84 190V189H83ZM91 190V189H90ZM128 190V189H127ZM133 190V189H132ZM171 190V189H170ZM180 190V189H179ZM198 190L200 191V192H198ZM5 191V190H4ZM6 191H8V190H6ZM12 191V190H11ZM82 191V190H81ZM89 191V190H88ZM88 191L86 192V193H88ZM119 192V190H116L115 192ZM121 191H124V189H121ZM120 191V192H121ZM126 191V190H125ZM129 191H131V189L129 190ZM147 191H149V190H147ZM167 191V190H166ZM169 191V190H168ZM177 191V190H176ZM13 192H15V191H13ZM36 192V191H35ZM75 192H77V191H75ZM92 192H94V191H92ZM127 192V191H126ZM77 193H80V191H78ZM84 193V192H83ZM207 193V194H206ZM219 193V194H218ZM216 194H218L217 196H216ZM225 194V195H224ZM228 194V195H227ZM200 195V197H202ZM210 195V196H211ZM230 195V196H229ZM208 197H209V195L206 197V199H208ZM231 197V198H230ZM118 198H120V197H118ZM167 198V197H166ZM211 198H213V197H211ZM120 199H122V201L121 202H123V200H125V198L123 199L122 197L120 198ZM120 199H118V200H116L115 199V202L114 203H116V202H118ZM127 199V198H126ZM131 199V198H130ZM130 199H127V200H130ZM136 199V198H135ZM138 199H140L141 200V198H138ZM145 199V198H144ZM197 199V201H194V203L196 202V203H200L201 202V198H199V197H197L196 198ZM219 199V198H218ZM218 199H215V200H217V202H218ZM40 201V200H42V199H37V200H35V202L36 201ZM127 200H125V201H127ZM131 200H133V201H135L136 202V200H134V198H132ZM146 201H147V198L145 199ZM165 201H164V203L168 200H166V199H164ZM235 200V201H234ZM124 201V202H125ZM142 201V205H146V202H145V204H143L144 202H143V200H141ZM169 201V200H168ZM167 201V202H168ZM236 201H237V204H236ZM44 202V201H43ZM112 202V201H111ZM116 203V205L114 204V203H111V204H113V205H111L110 207H112L113 206V208L114 209H117V207H120V206H122V205H124L123 203ZM132 202V201H131ZM152 201L150 200V198L148 199V202H147V204L149 203H151ZM239 202V203H238ZM40 203H42V202H39V203H37L36 202V204L38 205L39 204V206H40ZM93 203V202H92ZM128 203H129V201H128ZM128 203H126L127 205H124L125 207H123L122 206V208H124V210H125V208L127 207V211H128V205H130V207L132 206V203H130V204H128ZM134 203V202H133ZM137 203V202H136ZM153 203V202H152ZM162 204L163 206H164V208L165 207H167V204H166V206H165V204ZM193 203V204H194ZM195 203V204H196ZM202 203H203V201H202ZM119 204H121V205H119ZM135 204V203H134ZM158 204V203H157ZM43 205V203L41 204V206ZM96 205H97V203H95V201H94V204H93V206H95L96 207ZM116 206V208H115V206ZM119 205V206H118ZM136 205V204H135ZM139 205V203L136 205V206H138ZM159 205V204H158ZM216 205H217V208H219L218 207V204L216 203ZM38 206V207H39ZM89 206H92V205H89ZM134 206V205H133ZM152 206V204H151V206H148L147 205V207H145V208H147L148 209V211H149V213L151 212V211H153V209H151V210H149V208H152L153 207ZM161 206V205H160ZM83 207V206H82ZM86 207V208H85ZM85 207H84V209H82V210H84V211H86V210H89V208H87V206L85 205ZM135 207V206H134ZM133 207V208H134ZM140 206H138V208H139ZM168 207H171L169 204H168ZM42 209L43 207H39V209ZM94 208V207H93ZM121 208V207H120ZM119 208V209H120ZM135 208H137V207H135ZM141 208V207H140ZM157 208V209H156ZM190 208H192V207H190ZM199 208V207H198ZM86 209V210H85ZM91 209V208H90ZM118 209V210H119ZM142 209V211L144 210L143 208H141ZM140 209V210H141ZM118 210H116V211H118ZM130 210V209H129ZM134 210L135 209H132L131 208V210L129 211L130 213L132 212V214L133 213H135L134 212ZM140 210L138 209H136V215L135 214H133V215H135L136 217H140V214L138 215L137 214V211L139 212V213H142V212H140ZM183 211H184V209H182ZM182 210H180V212L182 211ZM216 210V211H215ZM81 211V210H80ZM84 211H81V212H84ZM175 211V212H176ZM211 211H213V212H215V213H212ZM2 212V211H1ZM122 212V214H123V221L122 222H124V220H126L127 219V216L130 214L129 212V214H127L126 215V217L124 218V214L126 213V211H124L123 212V210L121 211ZM144 212H146L145 210H144ZM143 212V213H144ZM210 212V213H209ZM218 212V213H217ZM148 213V212H147ZM148 213V214H149ZM152 213V212H151ZM0 214H2V213H0ZM145 215H147L146 213H144ZM143 214V215H144ZM118 215V214H117ZM138 215V216H137ZM143 215L141 216V217H143ZM0 216H2V215H0ZM30 216V215H29ZM130 216V215H129ZM135 216H133V219H132V216L130 217L132 220H134V221H136L135 219H136V217ZM154 216V217H155ZM179 216V217H178ZM116 217V216H115ZM117 217H119V216H117ZM1 218V217H0ZM31 218V217H30ZM120 218V219H121ZM129 218V217H128ZM145 218V217H144ZM147 218V217H146ZM153 218V217H152ZM151 218V220H153ZM2 219L3 218H1V221L0 222H2ZM131 219H127V221H131ZM140 219V218H139ZM138 219V220H139ZM5 222H3V223H1L3 226H1L2 227V229H3V227L5 228L4 230L5 231H8V235H7V232H5V231H2V229H1V231L2 232H5L6 233V235L4 234V236H3V234L2 235H0V242L2 243H7V242H9V241H12L13 240V233H12V231H9L10 229L9 228H12V226H10V225H12L13 223H12V221L10 220V222L12 223V224H10V223H8V220H6V219H3ZM27 220H29V219H27ZM30 220H32V219H30ZM116 220H119V218L118 219H116ZM137 220V221H138ZM147 219H145V221H146ZM157 220H155L154 219V221L156 222ZM221 220H223V221H221ZM121 221V220H120ZM129 221V222H130ZM141 221V220H140ZM140 221H138V222H140ZM154 221H151L152 223L154 222ZM108 222V221H107ZM106 222V223H107ZM122 222H118V223H121L122 224ZM185 222V223H184ZM55 223V222H54ZM100 223H102V221L100 222ZM126 223V222H125ZM0 224V225H1ZM7 224V228H6V226H4V225H6ZM56 224V223H55ZM79 224V223H78ZM103 224H104V222H103ZM156 224V223H155ZM9 225V226H8ZM102 225V224H101ZM200 225V226H199ZM204 225H214V226H216V227H213V229H211L212 228V226H208V227H205L204 228ZM199 226V227H198ZM79 227H80V224H79ZM210 227V228H209ZM81 228V227H80ZM168 228V230H165V229H167ZM215 228V229H214ZM216 228H218V232H217V229ZM76 229V228H75ZM78 229V228H77ZM82 229V228H81ZM154 229H157V228H154ZM154 229H152V231H150V233H151V235H152V232H153V230ZM163 228H161L160 230H158L157 229V232H159L158 234H156V235H159L160 234V236L161 237H163V238H161V241H159V242H162V239H164V237L165 236H163V235H167V234H182V232L180 231V228L178 229V228H174V229H178V230H172L173 228H169V227H165L164 228V230H162ZM169 229H170V231H169ZM53 230H56V229H53ZM74 230V229H73ZM101 230H104L105 231V229H101L100 228V231H99V228H98V232H100V236L102 235H105V233H107L108 231H110V230H107L106 229V231H105V233H104V231L103 232H101ZM130 229H128V231L127 230H119L118 229V231L117 230H111L110 232H114L115 233V237H113L114 239H116L117 240V242L116 243H118V242H120L119 244H126L127 243V245H130V244H132V245H134V244H136V245H138V246H142L145 242H146V240L148 241V237H149V235H150V233H147V232H149V231H147L146 232V234L148 235V237H147V235L145 234V230L143 231L144 232V236H142V234H143V232H139V231H137V233H136V231H129ZM173 232H172V231ZM41 231V230H40ZM40 231H38L37 230V232H39V233H37V234H34V236H35V238H33V240L34 239H37V242H38V240L40 241V239H43V241L42 242H45V241H48V240H50L51 238H54V239H51L50 241H51V243H49L50 241H48V242H46V243H49V244H53V241L55 242V240L57 241V237H61V235H63V233L61 234V235H59L61 232H63V231H61V230H58V231H55L56 233H54L52 230H49V232H51L52 231V233H48L47 232V234H49V236L47 235V234H45L46 233V231L44 232V231H42V232H44V233H40ZM59 231H61V232H59ZM68 231H70V230H67V231H64V234L66 233L67 235H70V232H68ZM77 231V230H76ZM82 231H83V229L80 231H78L79 232V234L81 233L82 234ZM116 231V232H115ZM140 231H142V230H140ZM180 231V232H179ZM230 231V230H229ZM31 230L30 231H28V230H26V231H23V238L24 237H28L29 235H31ZM74 233H75V231H73ZM96 232H97V230H96ZM97 232V233H98ZM132 232H134V233H132ZM160 232H162V235H161V233ZM225 232V231H224ZM225 232V233H226ZM33 233V232H32ZM56 235V237H55V235ZM72 233V232H71ZM94 233V232H93ZM102 233V234H101ZM109 233V232H108ZM136 233V234H135ZM141 234V236H139V234ZM153 233H156V231L155 232H153ZM163 233H165V234H163ZM219 233V234H218ZM225 233H221V235L222 234H224V235H226ZM52 234V235H51ZM83 234H86V233H84L83 232ZM113 234V233H112ZM216 234H218V237H216L217 235ZM256 234V235H257ZM37 235V236H36ZM58 235V236H57ZM67 235H64V237H67ZM75 235H76V237H77V233H75ZM156 235H152L153 237H156ZM216 235V236H215ZM255 235V236H256ZM259 235V237L261 238L260 240H261V242H263L264 241V239H262V235L260 236ZM73 236H74V234H73ZM81 236H83V235H81ZM80 236V237H81ZM113 236H114V234H113ZM231 236V237H232ZM258 236V235H257ZM264 236V235H263ZM71 237H72V235H71ZM168 237H171V236H167V240H170V238H168ZM172 237H174V235L172 236ZM182 237V236H181ZM213 237H215V238H213ZM254 237V236H253ZM12 238V239H11ZM74 237H72L71 239H73ZM82 238V237H81ZM150 238L152 239V237L150 236ZM157 238V237H156ZM158 238L160 239V237L158 236ZM192 238H194V239H192ZM258 238V237H257ZM255 239V240H258V239ZM264 238V237H263ZM47 239V240H46ZM70 239V238H69ZM172 239H174V238H171V240ZM190 239H192V241H193V243H192V241H190ZM212 239H214V242H215V244H218L219 246H217V245H211V243L210 242H212ZM227 239V240H228ZM232 239V238H231ZM174 240H176V239H174ZM216 240V241H215ZM32 241V240H31ZM31 241H27V243L26 242H24L25 243V248L23 249L22 247H23V245H21V246H19V244L16 246V248H18L19 249V251L21 250V251H23V250H25V251H23V252H26V250H28V248H30L29 247V244H30V242ZM115 241V240H114ZM173 241V240H172ZM171 241V242H172ZM185 241V242H184ZM186 241H189V244H193V245H190V247L188 248L187 246L189 245V244H187L188 242H186ZM209 241V242H208ZM164 242V244H163V246L162 247H168V246H166V244L168 243V245L170 246V248H171V245L173 246V244H171L170 242H168V241H166V239L163 241ZM0 243V244H1ZM2 243V245L0 246V247H5V245H6V243H5V245ZM128 243H130V244H128ZM166 243V244H165ZM171 245H170V244ZM172 243H174V241L172 242ZM187 244V246H186V244ZM209 243V244H208ZM213 243V242H212ZM264 243V242H263ZM8 244V243H7ZM162 244V243H161ZM4 245V246H3ZM8 245H10V244H8ZM7 245V246H8ZM165 245V246H164ZM211 245V246H210ZM19 246V247H18ZM194 246L196 247L195 248V250H196V252H194V251H191V250H194L193 248H194ZM264 246V245H263ZM9 247V246H8ZM7 247V249L9 250V251H3V250H1V253H0V258L2 257V258H4V256L5 257H11V256H15L16 254V252L18 253V254H20L21 253V251H20V253H19V251H15L16 249H12V245H10V247H11V249L13 250V251H11V249H9ZM169 248V249H170ZM191 248V249H190ZM37 248L35 247V249L33 248V249H31V252H29V251H27V252H29L28 254H27V252H26V254L25 253H23V255H25V256H27V257H29L30 259H0V264H73L74 263V260H71V259H45L46 257H44L43 258V256L45 255H43V253L44 252H41V250H39V247H38V249L36 250ZM161 249V248H160ZM161 249V250H162ZM168 248H167V250H169ZM174 249V248H173ZM205 249H208L207 251L208 252H206V250ZM172 250V249H171ZM170 250V251H171ZM205 250V251H204ZM209 250H211V251H209ZM224 250V251H223ZM50 251V250H49ZM49 251H47V252H49ZM140 251V250H139ZM156 251V250H155ZM162 251V252H163ZM199 251H201L200 253H199ZM251 251V250H250ZM4 252V253H3ZM10 252H12V253H10ZM47 252H46V254H47ZM181 252V253H182ZM190 252H194L197 256H199V257H201L200 259H202L203 257H205V255L207 256V255H215V256H218L219 258H218V260L216 261V262H212V261H208V260H189L190 258H189V255H191L190 254ZM202 252H204V254L202 253ZM209 252H210V254H209ZM169 253V252H168ZM202 253V254H201ZM206 253V254H205ZM208 253V254H207ZM7 254H10L11 256H9V255H7ZM163 254V255H164ZM194 254V255H195ZM250 254V253H249ZM43 255V256H42ZM41 256V257H40ZM45 256H47V255H45ZM176 256V257H177ZM192 256H193V254H192ZM197 256H193V257H197ZM39 257V259H37ZM156 257V256H155ZM160 257V256H159ZM164 257V256H163ZM41 258V259H40ZM43 258V259H42ZM152 258H154L153 257V255H152ZM165 258V257H164ZM198 258V257H197ZM199 259V258H198ZM220 259V260H219ZM69 260L72 262L73 261V263H69ZM76 259H75V262L77 261Z\"/></svg>",
    "mask_w": 264,
    "mask_h": 264
},
{
    "label": "crops",
    "instance_id": "3",
    "mask_svg": "<svg viewBox=\"0 0 264 264\" xmlns=\"http://www.w3.org/2000/svg\"><path fill=\"white\" fill-rule=\"evenodd\" d=\"M31 102V101H30ZM23 104V105H22ZM32 103H29L28 101L22 102L21 104H17V103H12V105L10 107L4 106L2 107V111L4 113H8V112H14L17 110H22L21 108L28 107L30 106ZM22 106V107H21ZM4 109V110H3ZM26 109V108H25ZM12 110V111H11ZM11 179V178H10ZM14 180V179H13ZM24 180V179H23ZM28 180V179H27ZM10 181V180H9ZM12 181V180H11ZM17 182V181H16ZM20 197V196H19ZM28 196H24V197H20V198H27ZM37 199H47L48 197H36Z\"/></svg>",
    "mask_w": 264,
    "mask_h": 264
},
{
    "label": "flooded vegetation",
    "instance_id": "4",
    "mask_svg": "<svg viewBox=\"0 0 264 264\" xmlns=\"http://www.w3.org/2000/svg\"><path fill=\"white\" fill-rule=\"evenodd\" d=\"M261 175V174H260Z\"/></svg>",
    "mask_w": 264,
    "mask_h": 264
}]
</instances>
